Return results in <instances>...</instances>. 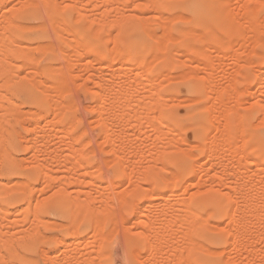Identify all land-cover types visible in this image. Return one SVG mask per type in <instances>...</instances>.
I'll list each match as a JSON object with an SVG mask.
<instances>
[{
  "label": "rangeland",
  "instance_id": "1",
  "mask_svg": "<svg viewBox=\"0 0 264 264\" xmlns=\"http://www.w3.org/2000/svg\"><path fill=\"white\" fill-rule=\"evenodd\" d=\"M20 1H23V0H19V1L18 0L17 1L16 0H0V3H1L0 8L2 7L0 10L3 11V8L6 10V11L4 10L6 14L4 12H3V14L8 16L7 11L9 12V10H10V12H12V13L9 12L8 17L11 20L8 19L7 26L4 25L6 23H0V26H1V24L4 25V27L3 26L0 27V33H1L0 36L3 38V40L5 39V41L7 43V45H2L3 42L1 43V41H0V43H1L0 46H2V49H0V51L1 50L6 51V52H4V54H1L2 53V51H1L0 54L2 55V57H3V55L5 57L8 55L7 57L9 58V61L11 62V63H8L9 66H11V64L13 63L14 65H12V66H15L13 68H16L15 69L16 71L14 70L15 72L13 70H9V69H11L12 66L8 69L6 64L4 66L5 62L2 61L3 62V64H2V62L0 61V68H1L0 69V79L5 74L8 76V74L14 73L13 74V77H14L15 74L18 73V74H16V75H18V77L17 76H16L17 78L14 77L15 79H13L12 75H9L11 77L8 76L9 79H11L12 81H9L7 76H5L8 80V81L6 80L7 83H3V85H1L2 82L0 83V85L3 86V87H0V88H2V89H0V93L2 91L3 95L5 94V96H3V97L5 99L6 98L9 99L12 97L11 99L14 101L13 105H12L13 102L10 103L11 99H9L10 101H7V103H6V101L3 100L4 98L1 97L2 94H0V101L2 100V103H3L2 106H4L5 107L4 109L6 110V114L4 113L6 115L5 118L7 119V121L10 119L13 121L12 122L10 120V121H8V123L7 122L5 123V122H3V120L5 118L3 119L2 117H0L2 119V120H0L1 121L0 124L2 123L1 126H3V127H0V133L3 134V137L0 138V140H1L0 142H1V144H3L2 146H4V148L6 147V149H7V147H8L9 150H6V151H8V152H6V154H8L10 151V155L9 154L5 155V154H3V151H0V187H2V186L4 187L5 185H8V184L12 185V183L14 184L15 182H18L21 185L25 181V182H27V184L23 183L25 185H22V186L23 187L25 186V188H26V185H27V187L29 186L30 189L28 188V190L30 191V194H29V192L26 191L27 188H26V190L22 189L23 187L21 188L22 190L20 188H17L18 190H14V189H16L14 187L12 188V186H14V185H12V186L10 185V187L8 185L7 187H9L10 189L6 193H4L6 191V190L4 191V189H6V187H4V189L2 188V190L4 192L0 188V264H100V263L101 264H128L129 259H130V262H129L130 264L131 263L132 264H145V263L149 264L151 260H152V262L150 264H154V263L155 264H174L175 262H176L175 264H182V263L185 264L186 261H188V263L186 262V264H264V85H263L264 84V82H263L264 81V71H263L264 70V40H260V39H262L261 37L264 38V3H263L264 0H263V2H261L262 0H259V1L258 0H244V2L241 0H237V1L233 0L232 2H230L231 0H225L226 2L221 1V6H222L224 12L226 13V15L228 16V19H226L227 27L224 30L217 29V31L215 30L214 32H212L213 31L212 29L210 30L209 28H207V26L199 25L197 23H189V20L186 18L187 13L185 12V10L181 7H178L179 4H181L187 0H152L153 2L152 1L151 2L153 4L149 0H136V1L135 0H125V1L121 0L122 5H120V3H119L120 1L116 0L118 2V4L116 1H115V4L117 7L119 6V8H117V9L112 8L111 10L109 9L110 7L106 8L107 6H110V5H107L105 8H104V6H105V4H108V2L112 3L113 0L112 1L108 0V2L106 0L104 2L105 4L103 6L101 5L103 3V1L101 2L99 0V1H95V3H98V2L101 3V4H95L97 7L93 4L95 6L96 10L98 8L97 12L93 8V10L95 11L96 14H94V12L91 11L92 3H94L93 0H89L90 2H88L87 4L85 3L86 5L82 4L84 2L83 0L80 1V2L83 1L82 3H80L81 5L79 4V0H75L76 3L74 2V0H68L70 3H68L67 0H53L54 3L52 0H49V1L44 0L45 2L44 1L42 2L44 4H47L48 2L53 4V5H51L52 6L51 8H53V6L55 5L56 2H57L56 5L58 3L60 5H62L61 3L66 2V5L63 4L64 6H62L63 8L61 6L59 7V4H58L59 8L57 6L55 7L57 9L53 8L54 10L52 13L54 14L55 18L52 15V13H51V15L48 14L49 9H47L45 7L46 5L45 6H44V4L41 5L42 4L40 2L41 0L40 1L37 0L39 2V3H37V5H35L36 4L35 2H34L35 3L34 4L28 0L27 1L30 2L31 4L27 3V1L25 3H24V1L22 3ZM139 1H141V2L139 4V6H137L138 5L137 2H139ZM157 1H160V4ZM228 1L230 2L231 5L229 4ZM256 1H258V2L256 3ZM17 2L18 3L20 2L21 4L24 3L23 7L21 8V6H22L21 4H19L20 6H18V7L15 6V4H17ZM85 2H87V0H85ZM123 2H124V4H123ZM144 2L145 3L148 2L147 5ZM227 2H228V4H227ZM133 3H135L137 5H134ZM13 4H14L15 8L12 7ZM25 4H26V6H25ZM75 4H77L79 7H81V8H79L77 6V8L80 9L84 13H82L80 10H78L76 8ZM115 4L113 2V4H111V5L115 6ZM132 4H133V7H132ZM161 4H163V5L166 4V5H164V7H163ZM225 4L228 5V6H226L228 8H225ZM240 4L241 5L243 4V6L245 5L244 6L245 8H243ZM82 5H83V7L85 6L84 9L89 8V7H91V8H89L90 9L89 11L87 9H86L87 11H83L84 9H83ZM145 5H146V7H145ZM148 5L149 6H151V5L155 6V9H154V7L152 8V6L149 7ZM229 5L232 6L231 8L235 9V11L233 9H231ZM38 6L40 8H38ZM16 7H17V9H16ZM42 7H44V8H42ZM47 7H48V5H47ZM99 7L102 9H100ZM7 8L9 10H7ZM26 8H27V10L29 9L28 10L29 12L26 10ZM34 8L36 9L35 11H34ZM253 8L255 10H252ZM31 9H33V10L31 11ZM37 9H39V10H37ZM45 9H47V10H45ZM58 9L60 12L57 11ZM99 9H100V12H98ZM105 9L106 10L108 9L109 12H107ZM228 9L233 10L234 11L233 15H235V16L231 15L232 13L230 10L228 11ZM43 10H45V13ZM137 10H139V11H137ZM150 10L153 11V13ZM155 10H156V12H155ZM1 11H0V13H2ZM33 11H34V13H33ZM103 11H105L106 13L105 14L102 13ZM25 12L28 14H26ZM77 12H79L80 17H78ZM89 12L93 13V17L97 16V14L98 15L100 14L101 16L96 17V18L100 17V21L103 18L102 14L106 15L105 16L106 20H109L107 18L109 17V14H110L109 18H111L112 20H114L113 17L116 16L115 20H117L118 22L121 20H123V21L120 22L119 26L117 25L118 27L113 28L114 31H113V29L111 30L109 28L111 30V32H110V34L107 33L108 34V36H107V34L105 33V31L107 29H105V28L109 26L108 25L109 23L107 22L108 26L105 25V20L102 19V21L104 20L103 21L104 23L102 22V24H101V23H99L100 22L99 20L97 21L96 18L95 17L92 18V16H89V21H88V19H86V18L88 16ZM131 12H133V13H131ZM150 12H151V14H150ZM176 12H178L177 14H180L182 16L177 15ZM73 13L77 14V15H74ZM147 13L149 14V16L147 15ZM3 14H0L1 18L5 17V16H3ZM46 14H47V17H46ZM56 14H58L57 16H60V19L63 18L62 21L59 19V17L56 16ZM120 14H121L122 18L120 16ZM124 14H125V16H124ZM131 14L133 15L134 19H138V20H135L136 23L132 19L133 17ZM141 14H143V15H141ZM173 14H175V15H177V17L178 16L179 17L176 18ZM61 15H62V18H61ZM85 15H86V17H84ZM140 15L142 16L141 19L139 18V17H141ZM157 15L159 17H157ZM169 15H171V17L173 19ZM244 15L247 18L244 17ZM41 16H43L42 20H41ZM73 16L74 17L77 16L78 17L77 20L74 19ZM166 16H167V18H166ZM50 17H53L55 20L50 18ZM81 17L83 20H85L84 23H83V20H81ZM90 17H91V20H90ZM183 17L185 18L186 22H185ZM233 17H235V18H233ZM7 18H4V20H6ZM37 18H40V19L36 20ZM43 18L45 21H43ZM56 18L58 20V23L55 24V22L57 21ZM72 18L74 20H72ZM144 18L148 19L150 24L146 23L147 21H145V20L144 21L146 24L144 22H142ZM32 19H34V20H32ZM51 19L55 21V22L53 21L54 22L53 24L57 25V27L58 26L60 27L61 25L63 26V27H60V29L61 28H64L62 30L67 29V30H65V32L70 31V35L69 34L67 35V33L63 34L60 31L58 32L57 27H55L56 29L54 28V30L56 32L53 33L52 26L49 27V25L52 22ZM139 19L141 21H139ZM234 19H235V21H234ZM12 20H13V22H12ZM63 20H65V23ZM115 20H114V22H117ZM126 20H127V22H126ZM48 21L50 23H47ZM94 21L97 22L96 24L99 23L101 25V27L99 24H98V26L100 28L97 25H95ZM132 21L135 24L134 23L131 24ZM162 21L165 24L168 22L165 25V27H164V24L162 23ZM255 21L258 22V25H256L257 23ZM0 22H3V20ZM9 22H11V23H9ZM19 22H21V24H19ZM37 22H39L38 24H44V22H46L45 23L46 25H43V27H41L42 25L38 26L36 24ZM60 22H62V24ZM87 22H89V23H87ZM259 22H260V24H259ZM16 23H17V25H16ZM26 23H29V24L26 25ZM31 23H32V26H31ZM63 23L65 25H63ZM158 23H160V24H158ZM18 24L21 26L25 25V26H22L25 29L19 28L20 26ZM114 24H116V23H113V24L111 23L110 26L114 25ZM133 24L134 25L139 24L138 25L139 28L137 27L138 29L136 30L135 29L136 26H134ZM29 25L32 28L26 29L27 27H30ZM33 25L34 26L37 25V26L34 28ZM55 25H53V27ZM124 25H125V27H124ZM126 25H129V26H126ZM251 25L253 27L258 26V28L256 27L257 29L254 28L255 32H256L255 37L253 35L254 29L251 28L252 27ZM5 26H6V28H5ZM95 26H97V27H95ZM141 26H142V28H141ZM166 26H167V31H166ZM133 27H135V28H133ZM181 27H182V29H181ZM184 27H186V28H184ZM1 28H3V30L5 28V30L1 31L2 30ZM111 28H112V26H111ZM143 28L144 29H147V28L153 29L152 32L154 31L153 32L154 34L150 33L149 32L150 30L148 32L147 31L144 32L142 30ZM44 29H45V31H43ZM93 29H95L96 32L93 31ZM101 29H102V31H101ZM115 29H117L116 30L117 32H115ZM183 29H186V31H188V29L189 30L191 29V31L193 30L194 32L193 33L191 32L192 35H189L190 32L186 34V33H183L182 31H179V30H183ZM226 29H227V31H226ZM251 29H253V30L251 31ZM48 30H49V32H48ZM138 30H141V31H138ZM199 30L202 33L199 32ZM46 31H47L46 35L47 36L49 35L48 37L51 39L46 38L45 35H44V37L42 36L44 33H46ZM50 31L53 34H50L51 33ZM160 31L162 34H164V36L162 34L159 36ZM178 31H179V33L180 32H182V33H180V35H179ZM195 31H198L201 34L204 33L205 35L203 34V36H204V38H206V39H204L205 41L201 40L203 38L200 34H197L198 32L195 35L194 34ZM228 31H229V33H227ZM2 32H5L4 34L8 35V36L6 35L8 37V39L10 38L9 36H11L10 39L12 40V42L15 40L13 42L14 44L19 43V44H21V46H22V43H23V46H24V44L25 45L27 44V46H25V47H30L29 44H31V48H33L35 45L33 46L32 44H36V46H37L38 45L37 43H39V45H40L41 43L44 42L43 44H45L46 43L45 41L48 42V40H50L49 43H51V44H49L50 46L49 45L47 46V43H46V46H43V44H42L43 48L40 50H37V49L41 48V47L38 46V48H36V46H35L36 50L32 49V52H31L32 54H30V52H28L29 49H27V51L26 50L25 51L27 53H29V55L28 54L26 55L22 51L23 47H22V49H21V47L20 48L18 47L19 49H21V51L20 50L18 51V49H15L13 43H12L13 45L12 44L8 45L9 42H8V40H6V36L3 35ZM37 32H38V35H37ZM93 32L96 34V36L94 35ZM107 32H109V30ZM60 33H62L64 36L61 35ZM113 33H114V35H113ZM147 33L149 35L150 34L155 35V33H156L157 37L159 36V40H162V42L164 41V43H163L164 45H161L159 43V40L157 37L153 39L151 35L147 36ZM157 33H159V34H157ZM218 33H219V36L217 35ZM220 33L222 34L221 35L222 37L225 36V37H227V39L224 38L225 39L224 40L220 36ZM39 34H41V35H39ZM167 34H168V36H167ZM181 34H183V35H181ZM170 35H172V36H170ZM138 36H141L143 38L141 40V41H144L143 47L142 46L140 47L139 44L137 45L136 39ZM178 36H179V38H178ZM232 36H233V40H232ZM62 37H65V39H67V40H65ZM67 37H69V38H67ZM100 37H103V38L105 37L104 40H106V41L103 40L105 43H102V41H101L102 39ZM106 37H107V39H106ZM109 37H111V38H109ZM160 37H163V38L160 39ZM218 37H221V38H218ZM257 37H258V39L260 37L259 40L261 42L257 39ZM13 38H14V40H13ZM73 38H74L75 42H76V40L80 41V42L77 41V44L78 43L82 44L81 46H83V47H81L80 45H79V47L84 48L83 52L81 49H79V47L76 48L74 46V45H76V43H74ZM170 38H171V40H170ZM254 38H256V39H254ZM10 39H9V41L11 42ZM68 39H70V40H68ZM59 40H60V42H59ZM220 40H221V42H220ZM222 40H224V42ZM51 41H54V42H51ZM64 41H66V42H64ZM68 41L69 42L72 41L74 43V45L72 44V42H70L72 45L67 44ZM114 41H115V43H114ZM156 41L158 42V46H157ZM203 41H204V43H203ZM6 43H3V44H6ZM52 43L54 45H52ZM113 43L115 45H118V46H116V47H118V49H114V51H117V53H119L118 50H119V48H121L120 52H122V51H124L122 46H124V49L126 50V52L125 51L124 52L129 53V54L124 55L125 58L123 56L120 57L119 56L120 54H119L117 56V59H114L115 57L112 58L114 51L111 52V50L109 49L111 54H112V55H110V57L112 56L111 57L112 61H111V59L108 55V53H110V52H108L107 48H110L111 46L115 47V45H113ZM191 43H193L192 45L195 46V49H194V47L191 46ZM221 43H222V45H221ZM225 43H227V44H225ZM19 44H17V45H19ZM56 44H57V46H56ZM125 44H127V45H125ZM159 44L161 46H163V48H161V52L163 51V53L165 54V55L163 54V56H165V58H163V56L162 57L159 56L161 58L157 59V57H156L155 59H153L152 52L150 54V51H151V49L153 50L154 47L155 48L160 47ZM51 45L54 48H56L54 50L52 49L53 52H52V50L50 51L49 49L47 51V48H46V50L44 49V47H51ZM104 45H106V46L104 47ZM10 46H12L13 49L10 48ZM58 46H61L60 48H62V50L59 48L61 50V52H60V50H58ZM201 46H203L205 48L207 53H205V51H202V50H204V48L199 50V47L201 48ZM31 48H30V50H31ZM158 49L160 50V48H158ZM163 49L164 50L167 49L166 50L167 52L164 51ZM215 49L216 50L218 49L217 50L218 52ZM76 50H79V51H76ZM98 51H100L101 53L100 52L98 53ZM138 51H140V52H138ZM171 51L174 52V54ZM178 51L180 53L182 52L183 54L178 55L177 54ZM13 52H15V55L13 54ZM59 52L60 53L67 52L68 56L65 58L64 56H66V53L64 55L63 53L59 54ZM72 52H73V54H72ZM79 52H80V55H79ZM137 52L139 54L142 53L139 55L142 58L141 57L139 58L138 54L136 55ZM158 52H157V54L160 55ZM203 52H204V54H203ZM50 53L52 54V56L53 55L54 56L50 57V55H48ZM57 53L60 56L55 55ZM166 53L168 55L170 53V56L176 57L178 61L175 59L176 61H174L172 63L173 58H171V57L168 58ZM149 54H150V56H149ZM31 55H33V57H31ZM77 55L79 57H77ZM158 55H156V56H158ZM14 56H16V57H14ZM34 56H37L36 57L37 59L35 58L36 60L34 59ZM166 56H167V58H166ZM188 56L190 58H188ZM60 57L61 58L63 57V60ZM108 57H109V59H108ZM154 57H155V54H154ZM4 58H2V59H4ZM31 58L34 61H32ZM48 58H50V60ZM57 58L59 60L61 59L62 61H64V63L66 65L63 64L61 60H60L61 61L60 62ZM150 58H152V61L150 60ZM0 59H1V56H0ZM6 59L7 58H5L4 60H6ZM66 59H68V60H66ZM140 59H142V60H140ZM145 59L147 61H148V59L150 60V62L148 61L149 64L146 61V65H148V66L144 65ZM21 60H23V61H21ZM9 61H7V62H9ZM20 61L25 62L26 65H28V66H26L24 64L22 67L23 63H21ZM188 61H190V62H188ZM17 62H20L21 64H19V66L16 67ZM33 62L35 64H33ZM103 62H105L109 68L107 66H103V65H106ZM163 62H165V63H163ZM202 62H203V64H202ZM49 63H51V64H49ZM168 63H169V65H167ZM42 64H44V65H42ZM58 64H61V67L64 68L63 70L65 71L64 73L66 74V77H64V79L62 78V74H63L62 71L63 70H61V68L59 66H58L59 71L61 70L62 73H60L59 71L56 72L55 69H53L54 72L52 70L50 75H49L50 70L48 71V68L52 69V67H50V66H55V68H57ZM134 64H135V66H134ZM29 65L31 66L30 71H34V69H35L34 65H36L35 72H32L31 76H29L30 71L28 72L29 74H26L27 72L25 70L23 71L22 69H20L21 67L23 69H24V67H28V69H30ZM101 65L103 67H105V69L107 70V71L105 70L106 73L103 72L104 68L102 69L100 67ZM113 65H114V67H113ZM132 65L134 66V68H132L133 67ZM189 65H190V68H189ZM169 66L171 68H169ZM4 67H7V69ZM147 67H149V68H147ZM193 67H195V68H193ZM206 67H208V68H206ZM113 68H115L114 69L115 71L113 70ZM135 68L138 72L135 70ZM140 68L142 69L141 76L144 73L145 74L144 77L147 78V80L149 82L146 81L144 79V77L140 76V73H139V72H141ZM144 68H147V69H144ZM25 69L28 71L27 68H25ZM129 69H131L133 72ZM166 69H168V70H166ZM193 69H195L194 71L196 72V75H194L195 72H193ZM21 70L23 73L26 72L25 75L21 72ZM44 70H46V71H44ZM97 70H98L99 74L101 73V71L103 72L102 75L100 74L103 78L101 76L97 75ZM191 70L193 72V76H191L192 75L191 74V75H189L190 77L188 76V78L184 79V77H187L186 76L187 71H191ZM9 71H10V73H9ZM180 71L181 72L186 71V72H184L186 75L184 73L181 74ZM178 72H180L179 75H178ZM107 73H108V75H107ZM136 73H137V76H136ZM65 74H63V76H65ZM104 74H105V78H104ZM181 75H182V78L179 77ZM95 76H97L98 78ZM176 76H178V78ZM200 76H202V78H200ZM33 77L37 81L40 80V82L43 80L42 84H45L46 81H47L46 84L47 83H53V86L54 85L56 86L55 91H57V89L59 90V88H60V87H58L60 85L56 83L59 81H62V82H59V83H61V85H63L64 83H65V85L68 84V86H66L68 88L66 91H64V90L62 91V89H64V88H62V89L60 88V91H58V93L62 92L61 96L59 95L60 93L56 96H53L54 102H52L51 101L52 98L49 97L50 96L49 93H52L51 91H53V89L55 87L53 88L52 85L50 84L51 88H53V89L48 90L47 86H45L46 85L45 84L44 86L46 87V90L50 91V92L44 91L45 93H47V94H45L42 92V89H41V87H43V86L40 87V86H37L35 84L38 88L41 89L40 90V89H37V87H35V85L33 86L32 82L30 80H29L30 82L26 81V78L32 79ZM192 77H194V79H192ZM260 77H262V78H260ZM100 78H102V80ZM126 78L127 79L131 78V83L128 80V82L130 83L129 86L127 85L129 83H127ZM21 79H23V80H21ZM56 79H58V80H56ZM107 79L108 80L110 79V81H108ZM167 79H171V80H167ZM260 79L263 80L262 81L263 83L260 81ZM3 80H5L4 77H3ZM32 80H34V79H32ZM111 80L113 83L117 82V85L112 84ZM134 80H136V81H134ZM150 80L152 83L154 82L153 86H152V83L150 82ZM189 80H191V81H189ZM192 80H196V81H198V83L200 82V85L197 86L198 88L201 85L203 87V89L199 88L198 89L199 91L197 90L198 92H196V94L198 95V98L201 97V99H199V102L197 100L190 99L192 96L197 97L195 92H190L189 89L187 88L190 85L191 86L194 85L195 87H196V85H198V83H196V82L194 83V81L192 82ZM232 80H233V82H232ZM53 81L54 82L56 81L55 84ZM102 81L105 84H107L106 87H105V84H102L103 83ZM125 81H126V84H124ZM3 82H5V81H3ZM96 82L97 83L101 82V83H99V85H97ZM147 82L151 83V84L149 85ZM211 83L214 84V85H212L213 87L211 86ZM108 84H110V85H108ZM111 84L114 86H111ZM47 85H49V84H47ZM144 85H149V87H151V88H149V90H150V92H152V93H150L152 96L151 95L149 96V94H148L149 97L146 96L147 94L144 90L141 91L144 94L141 93L142 95H140V92H138V91H140L141 87L143 88ZM261 85H262V87H260ZM108 86H110V87H108ZM66 87H65V89H66ZM99 87L102 90H100ZM111 87H113L114 90H112L113 88L111 89ZM117 87H119V88L121 87L120 90ZM126 87H128L129 89ZM137 87H139L140 89ZM147 87L145 86L146 89L145 88L144 89L148 92ZM34 88L37 89V91H35ZM106 88H108V89L110 88V93L112 91L114 92L115 90L120 91V92L115 91V95H117L116 96L117 98L115 97L113 92L111 93L112 95L109 93V90H108V92H106L107 91ZM68 89H70V90H68ZM121 89H123V90H121ZM134 89L137 90V93L139 94V96L135 92ZM32 90H33V93H32ZM127 90H130V91H127ZM200 90L202 91L201 95H200V93H201ZM55 91H53V92H55ZM121 91H124V92H121ZM6 92H7V96H6ZM127 92H129L130 94L132 92L131 96H133L132 99H130L129 101H127V97L131 98V96L129 97L130 94H128ZM217 92H218L219 97L222 99H220L217 96ZM233 92H235V93H233ZM119 93H121V94H119ZM125 93H127L128 96ZM133 93L135 94V96ZM32 94H35L40 99L39 103L35 102L33 100ZM44 94H45V96L49 94L48 97L51 99L50 100L47 99L48 97H45ZM106 94L111 95V96L110 95L107 96V97L110 96L109 99H111L113 96L111 101L115 98L112 101L113 105H112V102L108 103V105H107V103L104 104V102H105L104 100L108 99V98L103 99L106 97L105 96ZM123 94H124V98L126 99L127 102L122 97ZM52 95H55V94L52 93ZM158 95L159 96L161 95L159 97L160 99L158 98ZM186 95H189V96H186ZM56 97H58V98H56ZM72 97H74V99H75V103H76L75 105L76 106L74 105V102H73L74 99ZM151 97H152V99H149ZM154 97L157 98V99L155 98V102H158L157 105L159 104L158 105L159 109L157 108L158 106H156L155 102H152ZM181 97L184 98L183 101H182ZM216 97H218V98H216ZM134 98H136V100H137V98L139 99L137 101H139V103H141V104L138 103L140 106H138L136 103L134 104L133 101H131ZM165 98H167V99H165ZM198 98H196V99H198ZM55 99H58V100L60 99L59 100L60 105H62L65 102L64 106L68 105V107L70 106V109L63 106L64 109L61 110V106L59 104H57L58 100L55 101ZM71 99H73V101H71ZM102 99L104 102H101ZM109 99L107 100L108 102H109ZM146 99H147V101L151 100L152 105L154 103V105L151 107L156 106V109H158V110L156 111L155 108L149 109L151 104L148 105L149 107L147 106V108L149 110H146V102H147ZM172 99L174 100V102ZM194 99H195V97H194ZM216 99H218V100L220 99L221 101L219 102ZM259 99L260 100L262 99V102ZM119 100H120V102H119ZM162 100L164 103H166V102L168 103V104H166L167 106H164L165 104L162 103ZM178 100L180 101L179 103H177ZM62 101H63V103H61ZM134 101H135V99H134ZM72 102H73V105H72L73 108L71 107ZM128 102H130V103L132 102V104H134L133 105L134 107H132V105L129 104ZM5 103L8 105H6ZM16 103L18 104L19 107L17 106ZM52 103H54L53 106H55V104H56V106L59 105L60 110L62 112V113H59L60 116L57 115V118L53 114L55 113V110L58 109L59 107L53 108ZM69 103H70V105H69ZM102 103H103V105H102ZM115 103H117V104H115ZM120 103H122V105ZM204 103H206V105H204ZM114 104H115V108L117 107V109L114 108L115 111H113L114 110L113 109ZM9 105L11 107H15V108H13V110H15V111H16V109H18L17 113L20 109L23 111L25 110L23 116L21 115V110H20L19 114L21 115L20 116L21 119H19V114H18V117H16V118L13 115L11 116L10 113H14V111L10 112V110H9L10 106ZM199 105L202 108L200 107V109H198ZM234 105L236 107H234ZM6 106H9V107H6ZM135 106H136V109H135ZM225 106L230 107V109L226 110ZM231 106L234 108H232ZM101 107H103V108H101ZM203 107H206V108L208 107V109L203 108ZM228 107H227V109H228ZM2 109L0 107V110H2ZM33 109L37 113V114L34 113V115H37V116H32L33 114L26 116L25 112L27 111V113H28V111H30V110H32L34 112ZM233 110H234V112H233ZM235 110L239 112L238 113L239 118H237L238 117L237 115H236V117L234 116V114L236 112ZM37 111H40V112H37ZM221 111H222V113H221ZM33 112H31V113H33ZM114 112H117L116 113L117 116H116V114L111 115V113H114ZM223 113L226 116H223ZM1 114H0V116H1ZM194 114H196V117L193 118ZM212 114H213L214 118L213 117L209 118V116H212ZM114 116H116V119H117L116 120L117 124L115 126V127H117V128H115L116 129L115 132L118 133V134L116 133L117 135L115 136V137L118 136L115 139L117 141H114L113 138H111V136L114 137V135H111L112 134L111 131H110L111 134L109 133L108 129L110 130V128L107 127V126H109L107 124H109V121L111 122V120ZM53 117L55 119H57V121L56 120L53 121L54 120ZM223 117H226V118H223ZM52 118H53V120H52ZM198 118H201L200 119L201 122L204 121V125L207 128L205 135L200 139L196 137V130H197L196 127H197V123L199 122ZM234 118H236L238 121L235 122ZM221 119H223V122L225 124L222 123ZM210 120L215 121V122L211 123ZM226 120H227V122H225ZM107 121H108V123H107ZM157 121L160 124H158ZM10 122H12L13 124ZM65 122H68V123H65ZM71 122H72V126L69 128L70 125H68V124H71ZM153 123H154V125H153ZM236 123L237 124L239 123L238 125H240L242 128L240 126H239L240 128L237 127L238 125ZM65 124H67L68 126ZM188 124H190V126H188ZM214 124L217 125V127H215ZM220 124L224 125V127H222ZM156 125H157V127H156ZM164 125H166V126H164ZM225 125H226L227 129L225 128ZM66 126L69 129L65 130L66 134H64V132L62 133L61 129L63 128V130H64V127H66ZM160 126L163 127L162 129H159L161 131L155 130V128L157 129ZM168 126L170 127L169 129H167ZM219 126L222 127V128L220 127V131H221V129L224 128L225 130L223 129L222 132L226 131L228 133L225 135L224 133H219L218 132L219 130L216 131L215 129H219ZM56 127H57V129H56ZM7 128H8V130H7ZM59 128H61V129H59ZM84 128H86V130ZM240 129H242V130H240ZM174 130H176L177 132ZM56 131H58V132H56ZM76 131H77V134L75 136ZM164 131H166V132H164ZM152 132L154 133L156 138ZM216 132H218V133H216ZM45 133H47V134H45ZM157 133H158V135H157ZM177 133H178V135H177ZM62 134H64V137L67 135L66 139L65 138L63 139ZM109 134H110V137H108ZM160 134H165V135H164V137L160 136L161 138H158ZM227 135H228V137H227ZM73 136L75 137L74 139H72ZM221 136L222 137L224 136V137L222 138ZM225 136L227 138H225ZM4 137H5V139H4ZM6 137H8V138H6ZM206 137L208 139H206ZM135 138H137V139H135ZM224 138H225V140L227 139L228 142H225ZM111 139L114 141V148L115 149L112 148L113 144H112ZM160 139L162 140V142ZM2 140L4 141V143ZM51 140L52 141L56 140V141L52 142ZM62 140L68 141V142H66V141L65 142L68 143L67 145H69V147H68L69 149L72 146L77 147L79 145L78 148H75V149H79V152H76L78 150H75L72 148L70 150H66L67 149L66 143H63ZM89 140H91V141H89ZM118 140H119V143H118ZM207 140H208V142H207ZM58 141H60L59 142L60 145H59ZM70 141H72V144L70 143ZM84 141H85V144H83ZM6 142H8L9 144L8 143L6 144ZM169 142L170 143L172 142L171 145L174 147L169 146L170 145ZM175 142L177 144H175ZM197 142L201 146L197 145ZM38 143H41V144H39V146H38ZM61 143H63V144L61 145ZM181 143H183V144H181ZM225 143H227V145L230 143L229 146H231V147L227 146ZM42 144H44V145H42ZM53 144L55 145V147L53 146ZM165 144L167 146H165ZM210 144H211V146H210ZM70 145H72V146L70 147ZM184 145H185V147H184ZM2 146L0 148H2ZM63 146H64V148H63ZM123 146H124V149L122 148ZM212 146L213 147L215 146V147L213 148ZM57 147H59L60 149ZM4 148H2V149H4ZM181 148L184 149L185 153H183V150ZM230 148H232V149H230ZM235 148H237V149H235ZM49 149H51L53 151H51ZM112 149H114V151ZM116 149H117V154H116ZM208 149L212 152H210ZM211 149H214L215 152H213V150H211ZM241 149H244V151ZM72 150H74V151H72ZM107 150H108V152H107ZM229 150H231V151H229ZM39 152L42 155H39L40 154ZM74 152H76L78 155L77 154L75 155ZM158 152H160V155H158L159 154ZM186 152H188V153H186ZM189 152H190V155L192 153L194 156L196 155V157H194L193 155L192 156L188 155ZM205 152H206V154H205ZM208 152H210V155L212 156L211 158H210V155L207 154ZM34 153H35V156H34ZM54 153H56V154H54ZM62 153H64V154H62ZM67 153H70L69 157H68L69 159L68 158L66 159L65 154H67ZM213 153L216 156L213 155ZM12 154L14 157H11V160L13 158L15 160L16 159L21 160L24 158L22 161H25V162H23V163H25V166L23 165V163H19L22 161H18V163H17V162H14L12 160L13 161L12 162L10 160V156ZM56 155H58V157L62 155L61 157L64 158V160L63 159L60 160V157L58 160H55L58 158ZM63 155H64V157H63ZM206 155L209 158L206 157ZM8 156H9V158H8ZM45 156H47V158H45ZM49 156H50V160H51L50 162L48 160ZM53 156L54 157L56 156L54 160H52L53 158H51ZM158 156L160 158H158ZM77 157L79 159H77ZM43 158L46 161L43 163L44 166L48 167L47 169H49L50 171H51V169L53 170V172L51 171L50 174H48L49 170L47 171L48 172L47 173L46 170L44 172V170L41 169V167H40L41 165L43 167V164H40L41 162L44 161V160L41 161ZM221 158H223V159L221 160ZM33 159H35V160H33ZM70 159H71V161L74 160L75 162L71 163ZM210 159H212V160L210 161ZM66 160H67V162H64ZM77 160H78V162L82 163V166H81V163L77 162ZM37 161L39 162V164L35 163ZM52 161H54V162H52ZM207 161L209 162V164ZM225 162H226V165H225ZM33 163H34V165H33ZM53 163H55V164H53ZM63 163H65V164H63ZM75 163L77 165L80 164L78 166L79 168L77 167V165H75ZM148 163H150V164H148ZM192 163H193V165H192ZM17 165L18 166L21 165V166L18 167ZM29 165H31V166H29ZM62 165H66V166H64L66 168L64 169V167ZM152 165H154L153 168H152ZM45 167H43V168H45ZM68 167H70V168H68ZM67 168L70 170H66ZM73 169H77V170H73ZM84 169H87V170L90 169V170L86 171ZM92 169H94V171H92ZM95 169H96V172H95ZM214 170H216L218 172H216ZM43 172L45 173L46 176L43 175L44 174ZM75 172L78 173L77 175H79V173L82 172L81 173L82 176L81 175L77 176L75 174ZM149 172L152 175H154L155 177L152 176L151 174H149ZM160 172L163 175V176L161 175L162 179H160V176H159L161 174ZM146 173H148V174L146 175ZM158 173H160V174L158 175ZM59 174L65 176V177H66V175H70V176H68L66 178L64 177V179H65L64 180L63 178H61L63 176L59 177ZM87 174L90 176H87ZM142 175L144 176V178ZM174 175H175V177H174ZM54 176H55V178H54ZM73 176L76 178V180H78L77 178L79 177V181H76V180H75L76 182L72 181L74 179V178L72 179ZM45 177H47V178L50 177V178H48V181H47V178H45ZM70 177L72 180L70 179ZM43 178H45L46 180ZM60 178L62 179V182H61ZM67 178H68V180H67ZM142 178L143 179L146 178L145 179L146 181L143 180ZM69 179L71 180V182L69 181ZM82 179H83V181L85 180V181H88L89 183L87 182V184H86V182H83V183L80 182V181H82ZM164 179H165V181H162ZM10 181L11 182L14 181V182L11 183ZM172 181H173V183H172ZM3 182L5 183L4 185L2 184ZM68 182H69V185H67ZM45 183H47V184L44 185ZM168 183L169 184L171 183V184L168 185ZM48 184H50V185L48 186ZM210 184H212V185L210 186ZM15 185H18V184H15ZM58 185L61 187H58ZM62 186H63V188H62ZM33 187H34V189H33ZM90 187H92L93 189ZM55 188H57V189L55 192L53 191L52 192L53 194H52L50 191L52 189L55 190ZM64 189L66 190L65 192H64ZM76 189L78 190V193H77V194H79L78 196H77V194L75 195V193H76L75 191H77ZM82 190H84V191H82ZM25 191H26V195H25ZM59 191L60 192L63 191V193H64L63 195H64L65 200L67 201V203L71 204L69 206H71L72 208H73V203H70V201L73 200V198L70 199V197L75 196L74 197L75 200H78V199L82 200V198H83L84 202H86L85 197H84L86 195L85 193L91 192V193L87 194L86 198H88L90 200L91 206H94V205L96 206L97 210L94 209V211H95V214L98 212L97 215H98L99 222H101L100 219L102 218L101 215L103 214V217H104V219H102L103 222H101L102 224L99 223V225L101 224L100 227H102V228H100V227L95 228L92 225L94 223L93 221H95L97 218L96 217L95 220H93V218L95 217L94 216L95 214H93V216H94L93 218H91V216L89 215L90 213H93V209H92L93 207L91 209H89L91 212H88V213H86V208H85L84 213L82 211L83 215H82V213L79 214V212H78V214L80 216L77 215L76 210H73V211H75V214L77 215V217H76L75 214H72L73 216H75L77 218L76 220H78L81 217V215H82V217L79 219L78 222H75V223H77V225L75 224V228L73 227L74 225L71 226L70 223H74V221H76V220L74 219V220H72L73 221L72 222L71 220H69L70 218L62 217L54 209L55 208L54 207V200H55V197L60 195ZM114 191L116 194L118 193L117 196L114 195L115 194ZM83 192H85L84 193L85 195H82ZM239 192L240 193L242 192L241 194H244V193L246 194L247 201L250 198H253V200L250 199L251 201L249 200L247 202V204H245V207L247 205L248 209L246 208L247 213L245 212L244 214H242L243 216L240 218V222H239L240 224L239 225L244 226L243 229L240 228L241 230L239 228L235 227L238 225V223H237V225H235L236 224L234 221L235 217H234V215H231V214L235 213V212H233L234 210H236V208H234V207H236L235 203H237V200H235V199H237L241 195L240 194L238 196ZM149 194L150 195L153 194V196H155V198H156V196L159 197V195L162 194L163 196L160 195L162 199L159 198L158 201L160 203H162L163 201L166 202L165 200H167L166 206L168 205V203L170 201H171L170 202L171 204L169 203V205L167 207H164L165 203L163 202L164 203V205L162 203L163 206L159 205V206H162L161 207L162 209L159 208V206H154L153 203H150L151 202L150 200L152 199L153 196L150 197ZM29 195H30V197H29ZM105 195H106V197H105ZM234 195H236L238 197L236 198ZM247 195L249 196V198ZM88 196H90V198L91 197H95V198L90 199ZM110 196H112V197H110ZM27 197H28V199H27ZM29 198H30V200H29ZM105 198H109L106 201L107 203H105ZM102 199L104 202H102ZM185 199H186V202L184 201ZM27 200L29 202H27ZM75 200H73V202ZM179 201H180V203H179ZM183 201L185 202V204H187L186 206L189 208L188 211H191V213H189L187 217H185V215H184V214H186L185 211L187 210L186 206L184 208L185 211H184V209H179L180 207L183 208V206L185 205ZM177 202H178V205H176ZM24 203L25 204L28 203L30 208H28V206H26ZM78 203L81 204V201ZM101 203H102V205H100ZM147 203H148L149 207L147 206ZM151 204H153V205H151ZM171 205H173L172 208H171ZM25 206L27 207L28 211L23 213L22 209H25L26 208ZM98 207H100V209L102 208L101 209L102 211L99 210ZM108 207H109V209H108ZM144 207L146 210L143 209ZM177 207H178V212H177ZM74 208H75V205H74ZM170 208L173 211H171ZM243 208H244V206H243ZM6 209L8 210V212L9 211L10 212L8 213L6 211ZM151 209H152V211H151ZM80 210H83V209L81 208ZM109 210L113 213H110ZM143 210H145V211H143ZM158 210H160V211H158ZM15 211L20 212V215L18 213H16V215L18 214V216H16V215L14 216L13 214H15ZM34 211H35V213H34ZM142 211L146 212L147 215L145 214V216L142 217V215H141L143 213ZM182 211H184V213ZM188 211H187V213H188ZM3 212H7L6 214L8 216L6 214L2 216V214H4ZM11 212L13 213L12 214L13 216L10 214ZM27 212H28V214H25ZM169 212L173 213V215H172L173 217L176 216L175 215L176 212L179 215V218H182L184 215L183 221H186V219H190V222L189 221L188 222L192 226H190L188 223H186L187 221L183 222V223L188 224L189 225V226H187L188 228L183 223H181L183 225V226H181L180 222L179 223L176 222L178 219V217H177L178 215L176 216L177 219H175L176 218L175 217L172 220V218H170L171 213L169 214ZM192 212H193V214H192ZM194 212L197 214L199 213V215L197 216V214H194ZM33 213L35 216L33 215ZM36 215H37V222L33 223L34 221H36V219H35ZM146 216H148L151 219V221H154V222H155V220H156V222H159L160 218H159V220L155 219V218L161 217L160 221L162 223L159 222L160 224H158V226L160 225L161 227L160 228H154L155 226L152 227L154 222H152L153 223L152 224L151 221H148L149 219ZM152 216H154V217H152ZM192 216H194V217H192ZM31 217L32 218L35 217L34 218L35 220L32 219ZM39 217L41 218V220ZM99 217H101V218H99ZM9 218H10V220L11 219H13V220H11V222H10ZM153 218L155 220H153ZM232 218H233V221H231ZM91 219H92V221H91ZM139 219L141 220L140 222L138 221ZM145 219H148V220H146V222H149V224L146 222H145L146 224H144L142 222V220L145 221ZM165 219H167V223L170 220H172V221H170L167 224ZM14 220L17 222H15ZM47 220L49 223L46 222ZM202 220H204V221H202ZM4 221H5V224H4ZM30 221L32 222V224L36 225L38 223V225L33 226L30 223ZM68 221H70V222L68 223ZM178 221H180V220H178ZM59 222H60V224H59ZM97 222L98 221H96V223ZM138 222H139V224H138ZM193 222H196L195 225ZM63 223L64 224L66 223L65 224L66 226ZM135 223L137 225H140V227L135 225ZM176 223L180 224V227H178V224H176ZM9 224L12 226L9 227L10 226ZM162 224L166 225V227L163 226ZM172 224H174V225H172ZM1 225H3V226H1ZM59 225H61V226H59ZM148 225H149V227H148ZM168 225H170V226H168ZM171 225H172V227H171ZM4 226H7V227H4ZM70 226L73 228H71ZM214 226L216 227V229ZM36 227H38V228H36ZM162 227H164V228H162ZM181 227H183V228H181ZM99 232H100V235H99ZM106 235H108V236H106ZM188 237H189V239H187ZM191 240H193V241H191ZM187 241H188V243H187ZM198 243L200 244V246L202 244L204 245V247L201 246V247H203L202 248L203 250L200 248ZM8 244H10V246ZM9 247L10 248L12 247V248L10 249ZM204 248H205V250H204ZM209 248H211L213 250H211V249L209 250ZM9 249L11 251H9ZM153 249H155V250H153ZM182 249H183V251H182ZM215 249H218L217 250L218 252ZM133 250H134V252H132ZM174 250H175V252H174ZM180 250H181V252H180ZM182 254H184V255H182ZM185 257H187L188 259L186 258L187 260H185ZM114 258H115V260H114ZM122 258L124 260L123 262H122ZM161 258H163V259H161ZM84 259H86V260H84ZM58 260H60V261H58ZM162 260H163V262H162ZM144 261H146V262H144Z\"/></svg>",
  "mask_w": 264,
  "mask_h": 264
},
{
  "label": "bare ground",
  "instance_id": "2",
  "mask_svg": "<svg viewBox=\"0 0 264 264\" xmlns=\"http://www.w3.org/2000/svg\"><path fill=\"white\" fill-rule=\"evenodd\" d=\"M16 1H17V0H16ZM18 1H19V0H18ZM23 1H24V3H25L27 0H23ZM23 1H20V2L22 3ZM28 1H31L32 3L35 2V3H36V4L34 3L35 5H37V3H39L37 0H36V1H35V0H28ZM28 1H27V3H30V2H28ZM39 1H40V0H39ZM43 1H44V0H41L40 2L42 3ZM46 1H49V0H46ZM52 1H53V0H52ZM80 1H81V0H79V4L82 3L83 1H84V2H83L82 4H85V3L87 4L88 2H90L89 0H87V2H85V0H83L82 2H80ZM93 1H94V3H92V6H91L92 9H91V11H93L94 14H96L95 11L97 12L98 8H97V10L95 9V6H96L95 4H101V3H99V2H98V3H95V1H99V0H93ZM100 1H101V2L103 1V3L101 4V5L103 6V5L105 4L104 2H105L106 0H100ZM109 1H110V0H109ZM111 1H112V0H111ZM115 1H116V0H113L114 4H115ZM118 1H120L119 3H120V5H122L121 0H118ZM124 1H125V0H124ZM135 1H136V0H135ZM149 1L151 2L152 0H149ZM221 1H225V0H187V1H185V2H183V3H181V4H179L178 7H181V8H183V9L185 10V12L187 13V16H186V15H185V16H186V18L189 20V23H197V24H199V25L207 26V28H209L210 30L212 29V30H213L212 32H214L215 30L217 31V29L224 30V29L227 27V25H226V19H228V16L226 15V13L224 12V10H223V8H222V6H221ZM232 1H233V0H231L230 2H232ZM236 1H237V0H236ZM241 1L244 2V0H241ZM258 1H259V0H258ZM258 1H256V3H257ZM14 2H15V1H14ZM20 2H19V3L17 2V4H15V6H17V7L20 6V5H19V4H21ZM44 2H45V1H44ZM67 2L70 3L68 0H67ZM74 2L76 3L75 0H74ZM74 2H73V3H74ZM107 2H108V0H107ZM113 2H112V3L110 2V3L113 4ZM116 2H117V1H116ZM126 2H127V1H126ZM140 2H141V1L137 2L138 5L135 4V3H133V4L139 6ZM150 2H149V3H150ZM152 2H153V1H152ZM152 2H151V3H152ZM157 2L160 4V1H157ZM225 2H226V1H225ZM228 2H229V1H228ZM228 2H227V4H228ZM230 2H229V4H230ZM245 2H246V1H245ZM261 2H263V0H262ZM15 3H16V2H15ZM24 3L21 4V5H22L21 8L23 7ZM41 3H40V4H41ZM46 3H47V2H46ZM48 3H49V2H48ZM48 3H47V4L42 3L41 5H43V4H44V6L46 5L45 7H46L47 9H49V11H48L49 13H48V14L51 15V13H52L53 10H54L53 8H55L56 6L58 7V4H59V3L56 5V3H57V2H56L55 5L53 6V8H51V7H52L51 5H53V4H52V3H49V4H48ZM53 3H54V1H53ZM110 3L108 2V4H105L104 8H105L107 5H110V6H107V7H106V8L110 7V8H109L110 10H111L112 8H113V9H114V8H116V9L119 8V6H118V7L116 6V4H115V6H116V7H115L114 5H111ZM144 3H145V2H144ZM147 3H148V2H147ZM147 3H145V4L147 5ZM154 3H155V2H154ZM263 3H264V2H263ZM0 4H1V3H0ZM30 4H31V3H30ZM34 4H33V5H34ZM40 4H39V5H40ZM61 4H62V5L59 4V7H60V6H61V7L64 6L63 4L66 5V2H65V3H61ZM86 4H85V5H86ZM89 4H90V3H89ZM89 4H88V5H89ZM93 4H94L95 6H94ZM117 4H118V2H117ZM123 4H124V2H123ZM133 4H132V7H133ZM141 4H142V3H141ZM152 4H153V3H152ZM227 4H225V8H228V7H226V6H228ZM243 4H244V3H243ZM243 4H242V5L240 4V5H241L243 8H245V7H244L245 5L243 6ZM259 4H260V3H259ZM27 5H28V4H27ZM47 5H48V7H47ZM75 5H76V8H77L78 5H77V4H75ZM80 5H81V4H80ZM88 5H87V6H88ZM90 5H91V4H90ZM146 5H145V7H146ZM154 5H155V4H154ZM161 5L164 7V5H166V4H164V5L161 4ZM230 5H231V4H230ZM230 5H229V6H230ZM234 5H235V4H234ZM251 5H252V4H251ZM4 6H5V5H4ZM4 6H3V7H4ZM25 6H26V4H25ZM93 6H94V7H93ZM102 6H101V7H102ZM111 6H112V7H111ZM125 6H126V5H125ZM148 6H149V5H148ZM148 6H147V7H148ZM151 6H152V8L154 7V9H155V6H156V5H155V6L151 5ZM151 6H149V7H151ZM252 6H253V5H252ZM255 6H256V5H255ZM8 7H9V6H8ZM12 7H14V4L12 5ZM12 7H11V8H12ZM17 7H16V9H17ZM30 7H31V6H30ZM59 7H58V8H59ZM74 7H75V6H74ZM78 7H79V6H78ZM82 7H83V5H82ZM84 7H85V6H84ZM84 7H83V9H84ZM91 7H89V8H91ZM96 7H97V6H96ZM132 7H131V8H132ZM145 7H144V8H145ZM231 7H232V6H230V8H231ZM253 7H254V6H253ZM1 8H2V7H1ZM1 8H0V9H1ZM5 8H6V7H5ZM14 8H15V7H14ZM38 8H40V7L38 6ZM42 8H44V7H42ZM62 8H63V7H62ZM79 8H81V7H79ZM89 8H85L83 11H87V10L89 11V10H90ZM93 8H94L95 11L93 10ZM99 8H100V7H99ZM102 8H103V7H102ZM102 8H100V9H102ZM121 8H122V7H121ZM47 9H45V10H47ZM55 9H57V8H55ZM77 9H78V8H77ZM86 9H87V10H86ZM100 9H99L98 12H100ZM116 9H115V10H116ZM140 9H141V8H140ZM160 9H161V8H160ZM231 9H233V8H231ZM4 10H5L4 8H3V11L0 10V11L2 12V13H0V14H3V12L5 13L6 10H5V11H4ZM7 10H9V9L7 8ZM11 10H12V9H11ZM26 10H27V8H26ZM28 10H29V9H28ZM28 10H27V11H28ZM32 10H33V9H31V11H32ZM35 10H36V9L34 8V11H35ZM37 10H39V9H37ZM40 10H41V9H40ZM45 10H43L44 13H45ZM78 10H80V9H78ZM105 10H106V9H105ZM123 10H124V9H123ZM133 10H134V9H133ZM143 10H144V9H143ZM152 10H153V9H152ZM229 10H230V9H228V11H229ZM233 10L235 11V9H233ZM233 10H230L231 13H232L231 15H233V12H234ZM244 10H245V9H244ZM252 10H255V9L253 8ZM34 11H33V13H34ZM57 11H59V9H58ZM80 11H81V10H80ZM106 11L109 12L108 9H107ZM116 11H117V10H116ZM137 11H139V10H137ZM150 11H151V10H150ZM9 12H10V10H9ZM9 12L7 11V13H8L7 15H8V16H9ZM28 12H29V11H28ZM40 12H41V11H40ZM59 12H60V11H59ZM81 12H82V11H81ZM122 12H123V11H122ZM142 12H143V11H142ZM146 12H147V11H146ZM151 12L153 13V11H151ZM151 12H150V14H151ZM155 12H156V10H155ZM10 13H12V12H10ZM25 13H26V12H25ZM46 13H47V12H46ZM77 13H78V17H80L79 12H77ZM82 13H84V12H82ZM85 13H86V12H85ZM90 13H91L92 15H91ZM102 13L105 14L106 12L103 11ZM131 13H133V12H131ZM177 13H178V12H176V14H177ZM5 14H6V13H5ZM26 14H28V13H26ZM60 14H61V13H60ZM73 14H74V13H73ZM112 14H113V13H112ZM112 14H111V15H112ZM121 14H122V13H121ZM121 14H120V16H121ZM135 14H136V13H135ZM155 14H156V13H155ZM155 14H154V15H155ZM160 14H161V13H160ZM183 14H184V13H183ZM228 14H229V13H228ZM254 14H255V13H254ZM52 15L54 16L53 13H52ZM57 15H58V14H56V16H57ZM74 15H77V14H74ZM86 15H87V14H86ZM86 15H85L84 17H86ZM113 15H114V14H113ZM116 15H117V14H116ZM127 15H128V14H127ZM129 15H130V14H129ZM131 15H132V14H131ZM138 15H139V14H138ZM141 15H143V14H141ZM141 15H140V16H141ZM145 15H146V14H145ZM147 15L149 16L148 13H147ZM158 15H159V14H158ZM158 15H157V17H159ZM165 15H166V14H165ZM171 15H172V14H171ZM171 15H169V16L171 17ZM173 15H174L176 18H178L179 16L177 17V15H180V14H177V15L173 14ZM3 16H5L4 18H7V17H8V16H6V15H4V14H3ZM89 16H92V18H94V17L96 18L97 16H101V15H100V14H99V15L97 14V16H94V17H93V13H92V12H89V14H88V16H87V18H86V19H88V21H89ZM105 16H106V15H103V14H102V17H103L102 19L105 20V25H107V22L109 23V24H108L109 26H110L111 23H112V24H113V23H116V24H114V25H111L112 28H111V26L109 27L108 25H107L108 27H106V26H105L106 28L104 27L105 29H107V30L105 31V33H106V34H107V33L110 34L111 30H112L113 28H115V27H118L119 24H120V22L123 21V20H121V21L118 22L117 20H115V17H116V16H115V17H113V19H114L115 21H117V22H114V20H112L111 18H109V17H110V14H109V17H108V18L106 17V18L109 19V20H106V19H105ZM124 16H125V14H124ZM136 16H137V15H136ZM161 16H162V15H161ZM163 16H164V15H163ZM180 16H182V15H180ZM229 16H230V15H229ZM233 16H235V15H233ZM11 17H12V16H11ZM42 17H43V16H41V20H42ZM46 17H47V14H46ZM48 17H49V16H48ZM57 17H59V19H60V16H57ZM78 17H77V16H76V17L73 16V18L76 19V20H77ZM126 17H127V16H126ZM132 17H133V15H132ZM138 17H139V16H138ZM146 17H147V16H146ZM151 17H152V16H151ZM151 17H150V18H151ZM175 17H174V18H175ZM244 17H246V16L244 15ZM4 18H3V17L1 18V16H0V21L3 20V22H0V23H6V24H4V25L7 26V24H8L7 22H8L9 17L6 19L7 21L4 20ZM50 18L54 19L55 16H54V18H53V17H50ZM50 18H49V19H50ZM61 18H62V15H61ZM73 18H72V20H74ZM98 18H99V19H98ZM98 18H96V20H97V21H98V20L100 21V17H98ZM118 18H119V17H118ZM121 18H122V16H121ZM123 18H124V17H123ZM139 18L141 19L142 16L139 17ZM150 18H149V19H150ZM166 18H167V16H166ZM171 18H172V17H171ZM171 18H170V19H171ZM180 18H181V17H180ZM183 18H184V17H183ZM233 18H235V17H233ZM246 18H247V17H246ZM39 19H40V18H37L36 20H39ZM46 19H47V18H46ZM49 19H48V20H49ZM52 19H51V20H52ZM62 19H63V18H62ZM62 19H60V20L62 21ZM102 19H101V21L99 22V23H101V24H102V22L104 21V20L102 21ZM130 19H131V18H130ZM132 19L134 20L135 23H136L135 20H138V19H134V17H133ZM132 19H131V20H132ZM140 19H139V21H141ZM164 19H165V18H164ZM170 19H169V20H170ZM172 19H173V18H172ZM229 19H230V18H229ZM9 20H11V19H9ZM30 20H31V19H30ZM32 20H34V19H32ZM54 20H55V19H54ZM54 20H52V22H51L50 25L48 24L49 27L52 26V31H53V33L56 32V31L54 30V28L57 27V25H55V24L58 23L57 18H56V20H57L56 22H55ZM76 20H75V21H76ZM81 20H83L82 17H81ZM90 20H91V17H90ZM119 20H120V19H119ZM144 20L147 21L146 23L150 24L149 21H148V19H145V18L143 19L142 22L145 23ZM150 20H151V19H150ZM167 20H168V19H167ZM184 20H185V18H184ZM5 21H6V22H5ZM43 21H45L44 18H43ZM53 21L55 22V24H53V23H54ZM63 21H64V23H65V20H63ZM84 21H85V20H83V23H84ZM110 21H111V22H110ZM129 21H130V20H129ZM139 21H138V22H139ZM158 21H159V20H158ZM158 21H157V22H158ZM165 21H166V20H165ZM170 21H171V20H170ZM234 21H235V19H234ZM257 21H258V20H257ZM257 21H255V22L257 23L256 25H258V22H257ZM12 22H13V20H12ZM72 22H73V21H72ZM90 22H91V21H90ZM94 22H95V25L98 26L99 23L96 24L97 22H96V21H94ZM126 22H127V20H126ZM134 22L132 21L131 24L134 23ZM185 22H186V20H185ZM9 23H11V22H9ZM38 23H39V22H37L36 24H37L38 26L42 25L41 27H43V25H46V24H45L46 22H44V24H38ZM42 23H43V22H42ZM47 23H50V22L48 21ZM60 23L62 24V22H60ZM60 23H59V24H60ZM64 23H63V25H65ZM87 23H89V22H87ZM103 23H104V22H103ZM117 23H118V24H117ZM135 23H134V24H135ZM146 23H145V24H146ZM162 23L164 24V27H165V25H166L168 22L165 24V23L162 21ZM19 24H21V22H19ZM19 24H18V25H19ZM27 24H29V23H26V25H27ZM52 24L55 25V26L53 27ZM66 24H67V23H66ZM134 24H133V25H134ZM158 24H160V23H158ZM181 24H182V23H181ZM183 24H184V23H183ZM259 24H260V22H259ZM4 25L1 24V26H3V27H4ZM16 25H17V23H16ZM16 25H15V26H16ZM37 25H36V26H37ZM99 25H100V24H99ZM117 25H118V26H117ZM129 25H130V24H129ZM129 25H126V26H129ZM138 25H139V24H138ZM138 25H137V24L134 25V26H136V28H135V27H133V28H135V29L137 30V29L139 28ZM141 25H142V24H141ZM161 25H162V24H161ZM1 26H0V27H1ZM6 26H5V28H6ZM19 26H20L19 28H21V29H25L24 27H22V26H25V25H22V26L19 25ZM29 26H30V25H29ZM31 26H32V23H31ZM31 26H30V27H27L26 29L32 28ZM33 26H34V25H33ZM36 26H34V28H35ZM97 26H95V27H97ZM113 26H114V27H113ZM167 26H168V25H167ZM167 26H166V31H167ZM188 26H189V25H188ZM251 26H252V25H251ZM58 27H59V26H58ZM58 27H57V29H58L57 31H58V32L60 31V32H62L63 34H66V33H67V35H68V34L70 35V31H69V32H68V31L65 32V30H67V29H65V30H62V29H64V28H61V29H60V27H63L62 25H61L59 28H58ZM98 27H99V26H98ZM100 27H101V25H100ZM100 27H99V28H100ZM122 27H123V26H122ZM124 27H125V25H124ZM124 27H123V28H124ZM137 27H138V28H137ZM161 27H162V26H161ZM182 27H183V26H182ZM182 27H181V29H182ZM190 27H191V26H190ZM256 27L258 28V26H256ZM256 27H253V26H252L251 28L254 29V28H256ZM5 28H4V30H5ZM109 28H110L111 30H110ZM123 28H122V29H123ZM141 28H142V26H141ZM184 28H186V27H184ZM257 28H256V29H257ZM1 29H2L1 31H4L3 28H1ZM21 29H20V30H21ZM47 29H48V28H47ZM55 29H56V28H55ZM71 29H72V28H71ZM95 29H96V28H95ZM95 29H93V31H95ZM126 29H127V28H126ZM196 29H197V28H196ZM196 29H195V30H196ZM253 29H251V31H252ZM260 29H261V28H260ZM260 29H259V30H260ZM97 30H98V29H97ZM103 30H104V29H103ZM108 30H109V32H107ZM116 30H117V29H115V32H117ZM136 30H135V31H136ZM142 30H143L144 32H146V31L148 32L149 30H150V31H149L150 33H153V32H154V31L152 32L153 29H150V28H149V29H148V28H147V29H144V28H143ZM164 30H165V29H164ZM200 30H201V29H200ZM200 30H199V32H201ZM43 31H45V29H44ZM43 31H42V32H43ZM91 31H92V30H91ZM101 31H102V29H101ZM113 31H114V29H113ZM138 31H141V30H138ZM179 31H182L183 33H186V34L189 33V32H190V33H191V32H192V33L194 32L193 30L191 31V29H190V30L188 29V31H186V29L179 30ZM179 31H178V33H179ZM226 31H227V29H226ZM253 31H254V34H253V35H254V37H255V36H256V35H255V34H256L255 29H254ZM256 31H257V30H256ZM48 32H49V30H48ZM50 32H51V31H50ZM95 32H96V31H95ZM175 32H176V31H175ZM182 32H180V33H182ZM197 32H198V31H195L194 34L196 35ZM199 32H198L197 34H200V35L202 36L203 39H201V40L206 39V38H204V36H203L204 33L201 34L202 32H201V33H199ZM258 32H259V31H258ZM2 33H3V35H5V36L7 35V34H4L5 32H2ZM53 33L51 32L50 34H53ZM62 33H60V34L63 35ZM93 33H94V32H93ZM133 33H134V32H133ZM159 33H160V34H159ZM159 33H157V34H159V36H160L162 33H161V31H160ZM169 33H170V32H169ZM180 33H179V35H180ZM190 33H189V35H192V33H191V34H190ZM227 33H229V31H228ZM46 34H47V31H46V33H44L42 36L44 37V35H45L46 38H49V37H48L49 35L47 36ZM153 34H154V33H153ZM153 34H152V35L150 34V35H151L152 38L154 39V38L157 37V35H156V33H155V35H153ZM165 34H166V33H165ZM215 34H216V33H215ZM215 34H214V35H215ZM258 34H259V33H258ZM0 35H1V33H0ZM3 35H2V36H3ZM37 35H38V32H37ZM39 35H41V34H39ZM94 35L96 36L95 33H94ZM111 35H112V34H111ZM113 35H114V33H113ZM133 35H134V34H133ZM148 35H149V34L147 33V36H148ZM150 35H149V36H150ZM162 35L164 36V34H162ZM181 35H183V34H181ZM184 35H185V34H184ZM200 35H199V36H200ZM204 35H205V34H204ZM217 35L219 36V33H218ZM221 35H222V34L220 33V36H221ZM225 35H226V34H225ZM5 36H4V37H5ZM7 36H8V35H7ZM7 36H6V40H8V42H9L8 45H10V44H12L15 40H14V38H13L14 41L12 42V40L10 39L11 36H9V37H10L9 39L11 40V42H10ZM53 36H54V35H53ZM53 36H52V37H53ZM63 36H64V35H63ZM72 36H73V35H72ZM105 36H106V35H105ZM107 36H108V34H107ZM143 36H144V35H143ZM159 36L157 37L158 40H159ZM167 36H168V34H167ZM170 36H172V35H170ZM227 36H228V35H227ZM257 36H258V35H257ZM262 36H263V35H262ZM73 37H74V36H73ZM221 37H222V36H221ZM221 37H218V38H221ZM260 37H261V36H260ZM260 37H259V39H260ZM62 38L65 39V37H62ZM67 38H69V37H67ZM100 38L102 39V40H101L102 43H105V42H104V41H106V40H104L105 37H104V38H103V37H100ZM109 38H111V37H109ZM161 38H163V37H160V39H161ZM167 38H168V37H167ZM178 38H179V36H178ZM218 38H217V39H218ZM222 38H223V39H224V38L227 39V37H225V36H223ZM261 38H262V39H260V40H264L263 37H261ZM1 39L3 40V38L0 36V41H1V43H2V42H3V43H6L5 39H4L3 41H2ZM49 39H51V38H49ZM59 39H60V38H59ZM106 39H107V37H106ZM142 39H143V38H142L141 36H138L137 39H136V41H137V45L139 44L140 47H141V46L143 47V45H144V41H141ZM164 39H165V38H164ZM254 39H256V38H254ZM257 39H258V37H257ZM259 39H258V40H259ZM65 40H67V39H65ZM68 40H70V39H68ZM103 40H104V41H103ZM170 40H171V38H170ZM224 40H225V39H224ZM224 40H222V41L224 42ZM232 40H233V36H232ZM260 40H259V41H260ZM4 41H5V42H4ZM49 41H50V40H48V42L45 41V42L47 43V46H48L49 44H51V43H49ZM54 41H55V40H54ZM54 41H51V42H54ZM73 41H74V38H73ZM77 41H78V40H76V42L74 41V43H76L77 46L74 45V43H73L72 41H70V42H72V44H73L76 48H78L79 45L81 46L82 44H80V43L77 44ZM112 41H113V40H112ZM184 41H185V40H184ZM204 41H205V40H204ZM204 41H203V43H204ZM206 41H207V40H206ZM226 41H227V40H226ZM59 42H60V40H59ZM61 42H62V41H61ZM64 42H66V41H64ZM68 42H69V41H68ZM68 42H67V44L72 45L70 42H69V43H68ZM78 42H80V41H78ZM92 42H93V41H92ZM134 42H135V41H134ZM156 42H157V41H156ZM182 42H183V41H182ZM220 42H221V40H220ZM227 42H228V41H227ZM230 42H231V41H230ZM260 42H261V41H260ZM1 43H0V44H1ZM3 43H2V45H7V43H6V44H3ZM36 43H37V42H36ZM43 43H44V42H43ZM43 43L40 44L41 46L39 45V43H37V44H38L37 46H36V44H32V45H33V46L35 45L36 48H38V46L41 47V48H38V49H37V50H40V49L43 48V46H46V43H45V44H43ZM55 43H56V42H55ZM114 43H115V41H114ZM114 43H113V45H115ZM159 43H160L161 45H164V44H163L164 41L162 42V40H159ZM255 43H256V42H255ZM262 43H263V42H262ZM13 44H14V43H13ZM13 44H12V45H13ZM17 44H19V43H17ZM17 44H14L15 49H18V51H19V50L21 51V49H22V47H23V50H22V51H23L26 55H27V54L29 55V53H27L26 51H27V49L30 50V48H31V44H29L30 47H25V46H27V44H26V45L24 44V46H23V43H22V46H21V44H19L20 46L17 45ZM42 44H43V46H42ZM160 44H159L160 47H156V48H155V47H154V48L152 47L153 50L151 49V51H150V54H151V52H152L153 59H155L156 57H157V59H158V58H161V57L163 56V54H164L163 51L161 52V48H163V46H161ZM192 44H193V43H191V46L194 47V49H195V46H193ZM225 44H227V43H225ZM230 44H231V43H230ZM15 45H16V46H15ZM29 45H28V46H29ZM52 45H54V44L52 43ZM52 45H51V47H44V49L46 50V48H47V51H48V49H49L50 51H51L52 49H53V50L56 49V48H54ZM125 45H127V44H125ZM203 45H204V44H203ZM221 45H222V43H221ZM223 45H224V44H223ZM33 46H32V47H33ZM35 46H34L33 48H31L30 51L28 50V52H30V54H32V53H31V52H32V49H35ZM49 46H50V45H49ZM56 46H57V44H56ZM102 46H103V45H102ZM105 46H106V45H104V47H105ZM116 46H118V45H115V47H114V46H111L112 48H111V47H110V48H107V49H108V52H110V50H111V52H113L114 49H118V47H116ZM157 46H158V42H157ZM175 46H176V45H175ZM3 47H4V46H3ZM8 47H9V46H8ZM18 47H19V48L21 47V49H19ZM24 47H25L26 49H25ZM60 47H61V46H58V50H60V49L62 50V48H60ZM81 47H83V46H81ZM122 47H123V50L126 52V50L124 49V46H122ZM4 48H5V47H4ZM6 48H7V47H6ZM10 48H12V46H10ZM59 48H60V49H59ZM127 48H128V47H127ZM158 48H160V50H159ZM184 48H185V47H184ZM202 48H204V47H203V46H201V48L199 47V50L202 49ZM0 49H2V46H0ZM12 49H13V48H12ZM74 49H75V48H74ZM79 49H81L82 52H83V49H84V48H80V47H79ZM109 49H110V50H109ZM120 49H121V48H119V50H118L119 53H117V51H114L113 57H112V56H111V57H112V58L115 57L114 59H117V56L120 54V55H119L120 57L123 56V57L125 58L124 55H128V54H129V53H125L124 51L120 52ZM154 49H155L156 51H155ZM157 49H158V50H157ZM176 49H177V48H176ZM25 50H26V51H25ZM35 50H36V49H35ZM35 50H34V51H35ZM53 50H52V52H53ZM61 50H60V52H61ZM81 50H80V51H81ZM163 50H164V49H163ZM166 50H167V49H166ZM166 50H164V51H166ZM197 50H198V49H197ZM215 50H216V49H215ZM217 50H218V49H217ZM217 50H216V51H217ZM1 51H2V50H1ZM1 51H0V52H1ZM14 51H15V50H14ZM43 51H44V50H43ZM76 51H79V50H76ZM96 51H97V50H96ZM100 51H101V50H100ZM100 51H98V53H99ZM158 51H159V52H158ZM172 51H173V50H172ZM172 51H171V52H172ZM191 51H192V50H191ZM202 51H205V53H207L206 50H205V48H204V50H202ZM207 51H208V50H207ZM4 52H6V51H2L1 54H4ZM60 52H59V54H62V53H63V52H62V53H60ZM102 52H103V51H102ZM111 52L108 53L109 57H110V55H112ZM127 52H128V51H127ZM138 52H140V51H138ZM138 52L136 53V55L138 54V56H139L140 54H142V53L139 54ZM153 52H154V53H153ZM157 52H158L160 55H158ZM166 52H167V51H166ZM217 52H218V51H217ZM65 53H66V56H64V57L66 58V57L68 56V54H67V52H64L63 54L65 55ZM76 53H77V52H76ZM100 53H101V52H100ZM172 53L174 54V52H172ZM172 53H171V54H172ZM175 53H176V52H175ZM199 53H200V52H199ZM1 54H0V56H1L0 61H1V62H2V61L5 62V63H4V66H5V64H6V66H7L8 69H9L12 65H14V64L12 63L11 66H9L8 63H11V62L9 61V58L7 57L8 55H7L6 57L3 55V57H2ZM6 54H7V53H6ZM13 54L15 55V52H13ZM70 54H71V53H70ZM70 54H69V55H70ZM72 54H73V52H72ZM72 54H71V55H72ZM150 54H149V56H150ZM154 54H155V57H154ZM177 54H178V55H179V54L181 55V54H183V53H182V52L180 53V52L178 51ZM200 54H201V53H200ZM203 54H204V52H203ZM48 55H50V57H53V56H54V55L52 56L51 53L48 54ZM55 55L60 56V55H58V53L55 54ZM79 55H80V52H79ZM96 55H97V54H96ZM136 55H135V56H136ZM156 55H158V56H156ZM164 55H165V54H164ZM166 55L168 56V58L171 57V56H170V53H169V55L166 53ZM175 55H176V54H175ZM178 55H177V56H178ZM45 56H46V55H45ZM73 56H74V55H73ZM149 56H148V57H149ZM159 56H161V57H159ZM167 56H166V58H167ZM186 56H187V55H186ZM4 57L7 58L8 60H7V59L4 60V59H5ZM14 57H16V56H14ZM31 57H33V55H31ZM36 57H37V56H34V59H35ZM48 57H49V56H48ZM77 57H79V56L77 55ZM109 57H108V59H109ZM111 57H110V59H111ZM123 57H122V58H123ZM140 57H141V56H139V58H140ZM148 57H147V58H148ZM2 58H4V59H2ZM54 58H55V57H54ZM58 58H59V57H58ZM58 58H57V59H58ZM60 58H61V57H60ZM141 58H142V57H141ZM163 58H165V56H163ZM171 58H173L172 63H173L174 61L177 60L176 57H171ZM188 58H190V57L188 56ZM18 59H19V58H18ZM31 59H32V58H31ZM36 59H37V58H36ZM36 59H35V60H36ZM48 59L50 60V58H48ZM61 59L63 60V57H62ZM61 59H60V60H61ZM68 59H69V58H68ZM68 59H66V60H68ZM175 59H176V60H175ZM19 60H20V59H19ZM58 60H59V59H58ZM60 60H59V61H60ZM62 60H61V61H62ZM122 60H123V59H122ZM137 60H138V59H137ZM140 60H142V59H140ZM150 60L152 61V58H150ZM150 60L148 59L149 62H150ZM165 60H166V59H165ZM188 60H189V59H188ZM7 61H9V62H7ZM21 61H23V60H21ZM21 61H20V62H21ZM32 61H34V60L32 59ZM54 61H55V60H54ZM61 61H60V62H61ZM111 61H112V59H111ZM115 61H116V60H115ZM117 61H118V60H117ZM146 61H147V60L145 59V63H144V65H146ZM148 61H147V63H148ZM177 61H178V60H177ZM191 61H192V60H191ZM193 61H194V60H193ZM3 62H2V64H3ZM6 62H7V63H6ZM12 62H13V61H12ZM20 62H17L18 64L16 63V67L19 66V64H21V63H23V64H22V67H23L24 64L26 65L25 62H21V63H20ZM35 62H36V61H35ZM134 62H135V61H134ZM138 62H139V61H138ZM140 62H141V61H140ZM167 62H168V61H167ZM188 62H190V61H188ZM39 63H40V62H39ZM62 63L65 64L64 61H62ZM62 63H61V64H62ZM103 63H105V62H103ZM121 63H122V62H121ZM163 63H165V62H163ZM169 63H170V62H169ZM169 63H168L167 65H169ZM179 63H180V62H179ZM195 63H196V62H195ZM198 63H199V62H198ZM33 64H35V63L33 62ZM49 64H51V63H49ZM61 64H58V65H57V68H58V66H59V67L61 68V70H63L64 68L61 67ZM100 64H101V63H100ZM105 64H106V63H105ZM122 64H123V63H122ZM138 64H139V63H138ZM148 64H149V63H148ZM202 64H203V62H202ZM42 65H44V64H42ZM55 65H56V64H55ZM65 65H66V64H65ZM120 65H121V64H120ZM123 65H124V64H123ZM150 65H151V64H150ZM1 66H2V65H1ZM26 66H28V65H26ZM34 66H35V69H36V65H34ZM45 66H46V65H45ZM62 66H63V65H62ZM103 66H107V67H108L107 64H106V65H103ZM103 66L101 65L100 67H101L102 69L104 68V71H103V72L106 73V72H105L106 69H105V67H103ZM109 66H110V65H109ZM116 66H117V65H116ZM132 66H133V65H132ZM134 66H135V64H134ZM134 66H133L132 68H134ZM146 66H148V65H146ZM192 66H193V65H192ZM192 66H191V67H192ZM7 67H4V68L7 69ZM13 67H15V66H12L11 69H9V70H13V71H14L16 68H13ZM22 67H21L20 69H22L23 71L25 70V71L27 72V73L25 72L26 74H29V73H30L29 76L32 75V72H35V69H34V71H30V70H31V68H30L31 66H30V65H29V68H30V69H28V67H24V69H23ZM40 67H41V66H40ZM46 67H47V66H46ZM50 67H52V69H51V68H48V71L50 70L49 75H50V73H51V71H52L53 69H55L56 72L59 71V68L57 69V68H55V66H50ZM53 67H54V68H53ZM107 67H106V68H107ZM111 67H112V66H111ZM113 67H114V65H113ZM119 67H120V66H119ZM129 67H130V66H129ZM136 67H137V66H136ZM144 67H145V66H144ZM167 67H168V66H167ZM2 68H3V67H2ZM12 68H13V69H12ZM25 68H27L28 71H27ZM33 68H34V67H33ZM67 68H68V67H67ZM67 68H66V69H67ZM108 68H109V67H108ZM115 68H116V67H115ZM115 68H113V70H114ZM117 68H118V67H117ZM120 68H121V67H120ZM130 68H131V67H130ZM138 68H139V67H138ZM147 68H149V67H147ZM147 68H144V69H147ZM169 68H171V67L169 66ZM169 68H168V69H169ZM189 68H190V65H189ZM193 68H195V67H193ZM206 68H208V67H206ZM0 69H1V68H0ZM6 69H5V70H6ZM18 69H19V68H18ZM102 69H101V70H102ZM111 69H112V68H111ZM140 69H141V68H140ZM168 69H166V70H168ZM261 69H262V68H261ZM22 70H21V72H22ZM61 70H60L59 72H60V73L63 72V74H65V73H64L65 71L63 70V71L61 72ZM67 70H68V69H67ZM108 70H109V69H108ZM129 70H131V69H129ZM133 70H134V69H133ZM135 70H136V68H135ZM194 70H195V69H193V72H195ZM15 71H16V70H15ZM15 71H14V72H15ZM29 71H30V72H29ZM44 71H46V70H44ZM106 71H107V70H106ZM114 71H115V70H114ZM131 71H132V70H131ZM136 71H137V70H136ZM139 71H140V70H139ZM204 71H205V70H204ZM263 71H264V70H263ZM18 72H19V71H18ZM28 72H29V73H28ZM53 72H54V70H53ZM99 72H100V71H99ZM103 72L101 71L100 74L102 75ZM132 72H133V71H132ZM137 72H138V71H137ZM143 72H144V71H143ZM180 72H181V71H180ZM180 72H178V75H179ZM184 72H186V71L181 72V74L184 73ZM193 72H192V70H191V71H187V73H186L187 75L184 73V74L187 76V77H184V76H183L184 79H185V78H188V76L191 75V74H192L191 76H193ZM207 72H208V71H207ZM9 73H10V71H9ZM22 73H23V72H22ZM25 73H23V74L25 75ZM36 73H37V72H36ZM38 73H39V72H38ZM139 73H140V76H141V74H142V69H141V72H139ZM189 73H190V74H189ZM208 73H209V72H208ZM261 73H262V72H261ZM13 74H14V73H13ZM13 74L10 73V74H8V76H9V75H12V77H13ZM16 74H18V73H16ZM16 74H15L14 77H16V76L18 77V75H16ZM20 74H21V73H20ZM20 74H19V75H20ZM46 74H47V73H46ZM63 74H62V78L64 79V77H66V74H65V76H63ZM67 74H68V73H67ZM100 74L98 73V70H97V75L101 76ZM161 74H162V73H161ZM184 74H183V75H184ZM262 74H263V73H262ZM21 75H22V74H21ZM33 75H34V74H33ZM37 75H38V74H37ZM47 75H48V74H47ZM94 75H95V74H94ZM107 75H108V73H107ZM194 75H196V72H195ZM197 75H198V74H197ZM241 75H242V74H241ZM5 76H7V75H6V74L3 75V77L5 78V80H3V77L0 79V80H1L0 83L2 82L1 85H3V83H7L8 80H9V81H12L11 79H9V77H11V76H9V77L7 76L8 80H7V78H6ZM54 76H55V75H54ZM114 76H115V75H114ZM136 76H137V73H136ZM144 76H145V74L143 73V75H142L141 77H144ZM261 76H262V75H261ZM14 77H13V79H15ZM17 77H16V78H17ZM26 77H27V76H26ZM37 77H38V76H37ZM95 77H97V76H95ZM101 77H102V76H101ZM128 77H129V76H128ZM176 77L178 78V76H176ZM179 77L182 78V75L179 76ZM189 77H190V76H189ZM233 77H234V76H233ZM21 78H22V77H21ZM29 78H30V77H29ZM97 78H98V77H97ZM102 78H103V77H102ZM102 78H100V79L102 80ZM104 78H105V74H104ZM112 78H113V77H112ZM172 78H173V77H172ZM200 78H202V76H200ZM260 78H262V77H260ZM27 79H28V78H26V81H29V80H30V81L32 82L33 86H34L35 84H36L37 86H40V87L43 86V87H41L43 93H45V92L47 91L45 86H47V89H48V90H49V89L52 90L54 87H55V88L53 89V91L56 90V86H55V85L53 86V83H47V84H49V85H47V84H46V82H47L46 80H45V81H46V82H45L46 85H45V84H42V81H43V80L40 82V80L37 81L34 77H33L32 79H34L35 81L32 80V79H28V80H27ZM60 79H61V78H60ZM110 79H111V78H110ZM110 79H109V80L107 79V80L110 81ZM116 79H117V78H116ZM144 79H145L146 81H148L147 78L144 77ZM179 79H180V78H179ZM184 79H183V80H184ZM190 79H191V78H190ZM192 79H194V77H192ZM2 80L5 81V82H3ZM6 80H7V81H6ZM16 80H17V79H16ZM21 80H23V79H21ZM56 80H58V79H56ZM97 80H98V79H97ZM126 80H127V83H129V82L131 83V78H130V79H127V78H126ZM128 80H129V82H128ZM132 80H133V79H132ZM137 80H138V79H137ZM167 80H171V79H167ZM175 80H176V79H175ZM200 80H201V79H200ZM200 80H199V81H200ZM13 81H14V80H13ZM30 81H29V82H30ZM50 81H51V80H50ZM65 81H66V80H65ZM98 81H99V80H98ZM103 81H104V80H103ZM103 81H102V82H103ZM134 81H136V80H134ZM189 81H191V80H189ZM193 81H194V83H195V82L198 83V81H196V80H192V82H193ZM201 81H202V80H201ZM260 81L262 82L263 80L260 79ZM21 82H22V81H21ZM36 82H37V83H36ZM38 82H39V83H38ZM53 82H54V81H53ZM55 82H56V81H55ZM55 82H54V84H55ZM59 82H62V81H59ZM59 82H56L57 84L60 85V86H58V87H60L61 89L64 88V89H62V91H63V90L66 91L67 88H68V87H66V86H68V84L65 85V83H64V84L62 83L63 85H61V83H59ZM104 82H105V81H104ZM104 82H103L102 84H105V83H106V82H105V83H104ZM111 82H112V80H111ZM140 82H141V81H140ZM144 82H145V81H144ZM148 82H149V81H148ZM148 82H147V83H148ZM150 82H151V80H150ZM178 82H179V81H178ZM232 82H233V80H232ZM263 82H264V81H263ZM263 82H262V83H263ZM10 83H11V82H10ZM15 83H16V82H15ZM15 83H14V84H15ZM17 83H18V82H17ZM66 83H67V82H66ZM96 83H97V82H96ZM99 83H101V82H98L97 85H99ZM120 83H121V82H120ZM120 83H119V84H120ZM130 83L127 84V85L129 86ZM142 83H143V82H142ZM142 83H141V84H142ZM151 83H152V82H151ZM151 83H148V84L150 85ZM153 83H154V82H153ZM153 83H152V86H153ZM194 83H193V84H194ZM216 83H217V82H216ZM39 84H40V85H39ZM50 84L52 85L53 88H51ZM72 84H73V83H72ZM74 84H75V83H74ZM112 84H116V85H117V82H115V83L112 82ZM112 84H111V86H114V85H112ZM119 84H118V85H119ZM124 84H126V81L124 82ZM143 84H144V83H143ZM143 84H142V85H143ZM260 84H261V83H260ZM1 85H0V87H3V86H1ZM6 85H7V84H6ZM36 85H35V87H37ZM44 85H45V86H44ZM97 85H96V86H97ZM108 85H110V84H108ZM116 85H115V86H116ZM137 85H138V84H137ZM149 85H144L143 88L141 87V90L138 91V92H140V95H142L141 93H143V92H141V91H143V90L146 92V94H147V95L145 94L146 96H148V94H149V96L151 95L150 93H152V92H150V90H149V88H151V87H149ZM199 85H200V82L198 83V85H196V87H195L194 85H192V86L190 85V86L187 87V88L189 89L190 92H195V94H196V92L199 91V90H198L199 88L203 89L202 85L198 88L197 86H199ZM212 85H214V84L211 83V86H212ZM263 85H264V84H263ZM48 86H49V87H48ZM64 86L66 87V89H65ZM100 86H101V85H100ZM106 86H107V84H105V87H106ZM145 86H146V87L148 86V87H147L148 92L145 90V89H146ZM44 87H45V88H44ZM103 87H104V86H103ZM105 87H104V88H105ZM108 87H110V86H108ZM139 87H140V86H139ZM139 87H137V88H139ZM154 87H155V86H154ZM154 87H153V88H154ZM212 87H213V86H212ZM260 87H262V85H261ZM7 88H8V87H7ZM60 88H59V90L57 89V91H55L57 94H56L55 92L51 91V92H52L53 94H55V95H52V93H49V94H50L49 97H51L52 99L48 97L49 94L45 96V94H47V93H45L44 96H45V97H48L47 99H49V100L51 99V101L54 102V101H53V100H54V99H53V96H56V95H58V94L60 93V92L58 93V91H60ZM97 88H98V87H97ZM112 88H113V87H111V89H112ZM117 88L120 90L121 87H120V88L117 87ZM126 88H128V87H126ZM144 88H145V89H144ZM153 88H152V89H153ZM0 89H2V88H0ZM37 89H40V88L37 87ZM37 89L34 88L35 91H37ZM41 89H40V90H41ZM99 89H100V87H99ZM106 89H107L106 92H108V90H109V93H110V88H109V89L106 88ZM115 89H116V88H115ZM128 89H129V88H128ZM139 89H140V88H139ZM260 89H261V88H260ZM3 90H4V89H3ZM23 90H24V89H23ZM68 90H70V89H68ZM100 90H102V89H100ZM112 90H114V88H113ZM121 90H123V89H121ZM132 90H133V89H132ZM134 90H135V89H134ZM197 90H198V91H197ZM44 91H45V92H44ZM104 91H105V90H104ZM115 91H118V90H115ZM115 91H114V92L112 91V92L114 93V95H115ZM127 91H130V90H127ZM151 91H152V90H151ZM200 91H201V90H200ZM47 92H50V91H47ZM99 92H100V91H99ZM112 92H111V93H112ZM118 92H120V91H118ZM121 92H124V91H121ZM135 92L137 93V90H135ZM4 93H5V92H4ZM9 93H10V92H9ZM9 93H8V94H9ZM32 93H33V90H32ZM61 93H62V92H61ZM61 93L59 94L60 96H61ZM100 93H101V92H100ZM111 93H110V94H111ZM127 93L130 94L129 92H127ZM127 93H125V94L128 96ZM185 93H186V92H185ZM233 93H235V92H233ZM0 94H2L1 97L5 96V94L3 95V92H2V91H1ZM98 94H99V93H98ZM101 94H102V93H101ZM101 94H100V95H101ZM104 94H105V93H104ZM104 94H103V95H104ZM110 94H106V95H105L106 97L104 96L105 98H103V99H106V98L109 99L110 96L112 95V94H111V95H110ZM119 94H121V93H119ZM131 94H132V92H131ZM131 94L129 95V97L131 96ZM133 94H134V93H133ZM137 94H138V93H137ZM137 94H136V95H137ZM143 94H144V93H143ZM190 94H191V93H190ZM198 94H199V93H198ZM201 94H202V91H201L200 95H201ZM9 95H10V94H9ZM71 95H72V94H71ZM108 95H110V96L107 97ZM145 95H144V96H145ZM196 95H197V94H196ZM6 96H7V92H6ZM101 96H102V95H101ZM101 96H100V97H101ZM116 96H117V95H115V97H116ZM134 96H135V94H134ZM138 96H139V94H138ZM149 96H148V97H149ZM151 96H152V95H151ZM156 96H157V95H156ZM160 96H161V95H160ZM160 96L158 95V98H159ZM186 96H189V95H186ZM217 96L219 97L218 92H217ZM8 97H9V96H8ZM32 97H33V100H34L35 102H38V103L40 102V101H39L40 99H39L35 94H32ZM102 97H103V96H102ZM102 97H101V98H102ZM120 97H121V96H120ZM122 97L124 98V94H123ZM132 97H133V96H131V98H128V97H127V101H129L130 99H132ZM169 97H170V96H169ZM194 97H195V99H194ZM218 97H216V98H218ZM3 98H4V97H3ZM11 98H12V97H11ZM11 98H9V99H11ZM56 98H58V97H56ZM72 98L74 99V97H72ZM112 98H113V96H112ZM112 98H111V99H112ZM116 98H117V97H116ZM155 98H156V97L153 98V101H152V102H155ZM174 98H175V97H174ZM176 98H177V97H176ZM181 98H182V97H181ZM196 98H198V95H197V97H196V96H192L190 99L197 100L198 102H199V99H201V97L198 98V99H196ZM219 98H220V97H219ZM7 99H8V98H6V99L4 98L3 100L6 101V103H7V101H10L9 99H8V100H7ZM73 99H71V101H73ZM103 99H102L101 102H104V101H105L104 104L107 103V105H108V103L112 102L115 98H114L112 101H111V99H109V102L107 101L108 99H107V100H104V101H103ZM118 99H119V98H118ZM120 99H121V98H120ZM124 99H125V98H124ZM134 99H135V101H134ZM134 99L131 100V101H133L134 104L136 103L138 106H140L139 104H141V103H139V101H137V100H139V99H138V98H137V100H136V98H134ZM141 99H142V98H141ZM149 99H152V97L149 98ZM156 99H157V98H156ZM159 99H160V98H159ZM165 99H167V98H165ZM178 99H179V98H178ZM183 99H184V98H182V101H183ZM187 99H188V98H187ZM220 99H222V98H220ZM220 99H219V100L216 99V100H218V101L220 102V101H221ZM57 100H58V99H55V101H57ZM59 100H60V99H59ZM59 100H58V103H57V102H56V103L60 105ZM69 100H70V99H69ZM172 100H173V99H172ZM259 100H260V99H259ZM106 101H107V102H106ZM115 101H116V100H115ZM125 101H126V99H125ZM127 101H126V102H127ZM146 101H147V99H146ZM160 101H161V100H160ZM188 101H189V100H188ZM188 101H187V102H188ZM191 101H192V100H191ZM237 101H238V100H237ZM260 101L262 102V99H261ZM0 102H1V103H0V105H1V106H0L1 109H2V108L4 109L5 107L2 106V105H3L2 100H1ZM12 102H13V103H12ZM68 102H69V101H68ZM73 102H74V105H75V104H76V103H75V99H74ZM73 102H72V104H71V107H72V105H73ZM119 102H120V100H119ZM173 102H174V100H173ZM179 102H180V101L178 100L177 103H179ZM189 102H190V101H189ZM228 102H229V101H228ZM258 102H259V101H258ZM6 103H5V104H6ZM10 103H12V105H13V104H14V101L11 99ZM19 103H20V102H19ZM61 103H63V101H62ZM64 103H65V102H64ZM64 103H63L62 105H60V106H61V110L64 109V108H63V106L65 105ZM70 103H71V102H70ZM70 103H69V105H70ZM128 103L131 104L132 107H134V106H133L134 104H132V102H131V103L128 102ZM138 103H139V104H138ZM157 103H158V102H155L156 106L159 105V104L157 105ZM160 103H161V102H160ZM162 103H164L163 100H162ZM196 103H197V102H196ZM16 104H17V103H16ZM48 104H49V103H48ZM50 104H51V103H50ZM53 104H54V103H52V106H53ZM115 104H117V103H115ZM115 104H114L113 109L115 108ZM120 104L122 105V103H120ZM149 104H151L149 109H151V108H155L156 111L159 109V106L157 107L158 109H156V106L151 107V106L154 105V103H153V105H152L151 100H148V101L146 102V110H149V109L147 108V106H148ZM164 104H165L164 106H167L166 104H168V103L166 102V103H164ZM192 104H193V103H192ZM202 104H203V103H202ZM258 104H259V103H258ZM262 104H263V103H262ZM6 105H8V104H6ZM10 105H11V104H10ZM10 105H9V106H10ZM19 105H20V104H19ZM59 105L56 106V104H55V106H53V108H54V107H55V108H58ZM102 105H103V103H102ZM109 105H110V104H109ZM112 105H113V102H112ZM121 105H120V106H121ZM161 105H162V104H161ZM161 105H160V106H161ZM200 105H201V104H200ZM200 105L198 106V109H200V107H201ZM204 105H206V103H204ZM9 106H6V107H9ZM17 106H18V104H17ZM75 106H76V105H75ZM104 106H105V105H104ZM104 106H103V107H104ZM202 106H203V105H202ZM18 107H19V106H18ZM18 107H17V108H18ZM50 107H51V106H50ZM64 107H67L68 109H70V106L68 107V105H67V106H64ZM103 107H101V108H103ZM107 107H108V106H107ZM107 107H106V108H107ZM148 107H149V106H148ZM162 107H163V106H162ZM227 107H228V106H227ZM227 107L225 106L226 110H229L230 107H228V109H227ZM231 107H232V106H231ZM234 107H236V106L234 105ZM234 107H232V108H234ZM13 108H15V107H11V106L9 107L10 112H11V111H12V112L14 111V113H10V114H11V116H12V115L15 116V118H16V117H18V114L20 113V110H21V109H20V110L18 111V113H17V110H18V109H16V111H15V110H13ZM72 108H73V107H72ZM201 108H202V107H201ZM203 108H206V107H203ZM3 109H2V110H3ZM27 109H28V108H27ZM30 109H31V108H30ZM68 109H67V110H68ZM108 109H109V108H108ZM115 109H117V107H116ZM115 109H114L113 111H115ZM135 109H136V106H135ZM194 109H195V108H194ZM196 109H197V108H196ZM206 109H208V107H207ZM2 110H0V111H1L0 114L2 113L0 117H2V118L4 119V118L6 117V115H5V114H6V110H5V109H4L3 111H2ZM33 110H34V109H33ZM61 110H60V107H59L58 109L55 110V113L53 112V113H54L53 115H55V117L57 118V115L60 116L59 113H62ZM231 110H232V109H231ZM24 111H25V110H24ZM24 111L21 110V115H22V116L24 115ZM57 111H58V112H57ZM63 111H64V110H63ZM105 111H106V110H105ZM108 111H109V110H108ZM186 111H187V110H186ZM197 111H198V110H197ZM235 111H236V110H235ZM31 112H33V111L30 110V111H28V113H27V111H26V112H25L26 116H27V115H32V114H33L32 116H37V115H34V113L37 114V113L35 112V110H34L33 113H31ZM37 112H40V111H37ZM56 112H57V113H56ZM200 112H201V111H200ZM209 112H210V111H209ZM224 112H225V111H224ZM233 112H234V110H233ZM4 113H5V114H4ZM50 113H51V112H50ZM116 113H117V112L111 113V115H112V114L114 115V114H116ZM157 113H158V112H157ZM190 113H191V112H190ZM194 113H195V112H194ZM196 113H197V112H196ZM221 113H222V111H221ZM238 113H239V112L236 111L235 114H234V113H233V114H234L235 117H236V115H237V116H238L237 118H239ZM16 114H17V115H16ZM209 114H210V113H209ZM230 114H231V113H230ZM21 115L19 114V119H21V118H20ZM40 115H41V114H40ZM109 115H110V114H109ZM109 115H108V116H109ZM221 115H222V114H221ZM9 116H10V115H9ZM116 116H117V114H116ZM116 116H114V117L112 118L111 122L108 120V121H109V124H107V125H109V126H107V127L110 128V130L108 129L109 133L111 134V132H112L111 135H114V137L111 136V138H113L114 141H117V140H115V139L118 137V136L115 137V136L118 134L117 132H115V130H116L115 128H117V127H115L116 124H117ZM189 116H190V115H189ZM223 116H226V115H224V113H223ZM51 117H52V116H51ZM111 117H112V116H111ZM186 117H187V116H186ZM194 117H196V114L193 115V118H194ZM210 117H213V114H212V116H209V118H210ZM12 118H13V117H12ZM31 118H32V117H31ZM33 118H34V117H33ZM43 118H44V117H43ZM53 118H54V117H53ZM53 118H52V120H53ZM58 118H59V117H58ZM74 118H75V117H74ZM109 118H110V117H109ZM169 118H170V117H169ZM213 118H214V117H213ZM219 118H220V117H219ZM223 118H226V117H223ZM5 119H6V118H5ZM5 119H4V120H5ZM185 119H186V118H185ZM200 119H201V118H198V121H199V122L197 123V127H196V128H197V130H196V137L199 138V139L202 138V137L205 135V132H206V130H207L206 126L204 125V121L201 122ZM234 119H235V122L238 121L236 118H234ZM0 120H2V119L0 118ZM4 120H3V122H5V123L7 122V123H8V121H10L11 119L8 120V121H7V119H6L5 121H4ZM30 120H31V119H30ZM55 120L57 121V119L54 118L53 121H55ZM212 120H213V119H212ZM221 120H222V123H224V122H223V119H221ZM11 121H12V120H11ZM108 121H107V123H108ZM210 121H211V120H210ZM0 122H1V121H0ZM12 122H13V121H12ZM12 122H10V123H12ZM68 122H69V121H68ZM68 122H65V123H68ZM73 122H74V121H73ZM153 122H154V121H153ZM214 122H215V121H211V123H214ZM225 122H227V120H226ZM239 122H240V121H239ZM23 123H24V122H23ZM154 123H155V122H154ZM154 123H153V125H154ZM157 123L160 124L158 121H157ZM157 123H156V124H157ZM161 123H162V122H161ZM187 123H188V122H187ZM240 123H241V122H240ZM1 124H2V123H1ZM1 124H0V127H3V126H1ZM3 124H4V123H3ZM12 124H13V123H12ZM55 124H56V123H55ZM162 124H163V123H162ZM185 124H186V123H185ZM224 124H225V123H224ZM236 124H237V123H236ZM238 124H239V123H238ZM238 124H237V125H238ZM5 125H6V124H5ZM56 125H57V124H56ZM65 125H67V124H65ZM68 125H70V126H69V128H70V127L72 126V122H71V124H68ZM68 125H67V126H68ZM208 125H209V124H208ZM220 125H221V124H220ZM10 126H11V125H10ZM67 126L64 127V130H63V128H62V129L59 128V129H61L62 133L64 132V134H66V133H65V132H66L65 130H68V129H69V128H67ZM158 126H159V125H158ZM164 126H166V125H164ZM188 126H190V124H188ZM214 126L217 127V125H215V124H214ZM221 126L224 127V125H221ZM221 126H219V129H215V130H216V131L219 130V131H218L219 133H224V134L226 135L228 132H226V131H223V132H222V130H223L224 128L221 129V131H220V127H221ZM227 126H228V125H227ZM239 126H240V125H238L237 127H239ZM12 127H13V126H12ZM156 127H157V125H156ZM160 127H161V128H160ZM160 127L157 128V129L155 128V130H159V129H162V128H163L162 126H160ZM222 127H221V128H222ZM235 127H236V126H235ZM240 127H241V126H240ZM240 127H239V128H240ZM66 128H67V129H66ZM165 128H166V127H165ZM169 128H170V127L168 126L167 129H169ZM225 128H226V125H225ZM241 128H242V127H241ZM54 129H55V128H54ZM56 129H57V127H56ZM84 129L86 130V128H84ZM226 129H227V128H226ZM7 130H8V128H7ZM49 130H50V129H49ZM49 130H48V131H49ZM165 130H166V129H165ZM224 130H225V129H224ZM240 130H242V129H240ZM13 131H14V130H13ZM46 131H47V130H46ZM58 131H59V130H58ZM58 131H56V132H58ZM81 131H82V130H81ZM108 131H107V132H108ZM110 131H111V132H110ZM159 131H161V130H159ZM174 131H176V130H174ZM227 131H228V130H227ZM6 132H7V131H6ZM6 132H5V133H6ZM154 132H155V131H154ZM164 132H166V131H164ZM176 132H177V131H176ZM218 132H216V133H218ZM225 132H226V133H225ZM5 133H4V134H5ZM10 133H11V132H10ZM51 133H52V132H51ZM114 133H115V134H114ZM116 133H117V134H116ZM127 133H128V132H127ZM147 133H148V132H147ZM152 133H153V132H152ZM18 134H19V133H18ZM42 134H43V133H42ZM45 134H47V133H45ZM49 134H50V133H49ZM64 134H62V135H63V139H64V138L66 139L67 135L64 137ZM76 134H77V131H76V133H75V136H76ZM110 134H109L108 137H110ZM165 134H166V133H165ZM165 134H160L159 137H158V136H157V137H158V138H161L162 136L164 137ZM171 134H172V133H171ZM171 134H170V135H171ZM224 134H223V135H224ZM238 134H239V133H238ZM19 135H20V134H19ZM62 135H61V136H62ZM72 135H73V134H72ZM79 135H80V134H79ZM153 135H154V133H153ZM157 135H158V133H157ZM166 135H167V134H166ZM177 135H178V133H177ZM221 135H222V134H221ZM246 135H247V134H246ZM53 136H54V135H53ZM57 136H58V135H57ZM61 136H60V137H61ZM121 136H122V135H121ZM123 136H124V135H123ZM126 136H127V135H126ZM154 136H155V135H154ZM160 136H161V137H160ZM171 136H172V135H171ZM2 137H3V134L0 133V138H2ZM22 137H23V136H22ZM47 137H48V136H47ZM51 137H52V136H51ZM60 137H59V138H60ZM69 137H70V136H69ZM221 137H222V136H221ZM223 137H224V136H223ZM223 137H222V138H223ZM227 137H228V135H227ZM227 137L225 136V138H227ZM6 138H8V137H6ZM74 138H75V137L73 136L72 139H74ZM139 138H140V137H139ZM155 138H156V136H155ZM167 138H168V137H167ZM172 138H173V137H172ZM225 138H224V140H225ZM4 139H5V137H4ZM49 139H50V138H49ZM56 139H57V138H56ZM60 139H61V138H60ZM68 139H69V138H68ZM124 139H125V138H124ZM126 139H127V138H126ZM135 139H137V138H135ZM206 139H208V138L206 137ZM228 139H229V138H228ZM29 140H30V139H29ZM40 140H41V139H40ZM46 140H47V139H46ZM46 140H45V141H46ZM58 140H59V139H58ZM111 140H112V139H111ZM113 140H112V144H113V147H112V148H114V141H113ZM160 140H161V139H160ZM173 140H174V139H173ZM173 140H172V141H173ZM204 140H205V139H204ZM0 141H1V140H0ZM2 141H3V140H2ZM51 141H52V140H51ZM53 141H56V140H53ZM53 141H52V142H53ZM62 141H63V140H62ZM65 141H66V140H65ZM65 141H63V143L68 142V141H66V142H65ZM72 141H73V140H72ZM72 141H70L71 144H72ZM74 141H75V140H74ZM89 141H91V140H89ZM109 141H110V140H109ZM236 141H237V140H236ZM42 142H43V141H42ZM59 142H60V141H58V143H59ZM110 142H111V141H110ZM161 142H162V140H161ZM207 142H208V140H207ZM207 142H206V143H207ZM223 142H224V141H223ZM225 142H228L227 139L225 140ZM234 142H235V141H234ZM3 143H4V141H3ZM7 143H8V142H6V144H7ZM58 143H57V144H58ZM63 143H61V145H62ZM80 143H81V142H80ZM87 143H88V142H87ZM118 143H119V140H118ZM120 143H121V142H120ZM122 143H123V142H122ZM165 143H166V142H165ZM171 143H172V142H171ZM171 143L169 142V144H170L169 146H172ZM212 143H213V142H212ZM212 143H211V144H212ZM8 144H9V143H8ZM39 144H41V143H38V146H39ZM57 144H56V145H57ZM67 144H68V143H66V146H67V147H66L67 149L65 148L66 150H70L71 148H72V149H75V148H78V147H79V145H78L77 147H74V146L70 145V147H71V146H72V147L69 149V148H68L69 145H67ZM83 144H85V141H84ZM166 144H167V143H166ZM166 144H165V146H167ZM173 144H174V143H173ZM175 144H177V143L175 142ZM181 144H183V143H181ZM208 144H209V143H208ZM211 144H210V146H211ZM213 144H214V143H213ZM225 144L227 145V143H225ZM2 145H3V144H1V142H0V147H1ZM42 145H44V144H42ZM59 145H60V143H59ZM109 145H110V144H109ZM197 145L201 146L200 144H198V142H197ZM206 145H207V144H206ZM214 145H215V144H214ZM229 145H230V143H229L227 146H229ZM49 146H50V145H49ZM53 146L55 147L54 144H53ZM232 146H233V145H232ZM35 147H36V146H35ZM45 147H46V146H45ZM54 147H53V148H54ZM59 147H60V146H59ZM59 147H57V148H59ZM73 147H74V148H73ZM110 147H111V146H110ZM172 147H174V146H172ZM176 147H177V146H176ZM176 147H175V148H176ZM179 147H180V146H179ZM184 147H185V145H184ZM186 147H187V146H186ZM206 147H207V146H206ZM208 147H209V146H208ZM212 147H213V146H212ZM214 147H215V146H214ZM214 147H213V148H214ZM229 147H231V146H229ZM229 147H228V148H229ZM2 148H4V146H2ZM2 148H0V151H3V154H5V155H8V154H9V155H10V151H9L8 154H6V152H8V151H6V150H9L8 147H7V149H6V147H5L4 149H2ZM11 148H12V147H11ZM38 148H39V147H38ZM63 148H64V146H63ZM88 148H89V147H88ZM116 148H117V147H116ZM122 148L124 149V146H123ZM175 148H174V149H175ZM228 148H227V149H228ZM32 149H33V148H32ZM36 149H37V148H36ZM54 149H55V148H54ZM59 149H60V148H59ZM91 149H92V148H91ZM114 149H115V148H114ZM114 149H112V150L114 151ZM176 149H177V148H176ZM178 149H179V148H178ZM181 149H182V148H181ZM206 149H207V148H206ZM218 149H219V148H218ZM218 149H217V150H218ZM230 149H232V148H230ZM235 149H237V148H235ZM4 150H5V151H4ZM40 150H41V149H40ZM42 150H43V149H42ZM46 150H47V149H46ZM49 150H51V149H49ZM55 150H56V149H55ZM55 150H54V151H55ZM75 150H78V151H76V152H79V149H75ZM93 150H94V149H93ZM165 150H166V149H165ZM182 150H183V153H185V152H184V149H182ZM208 150H209V149H208ZM211 150H213V152H215L214 149H211ZM241 150L244 151V149H241ZM38 151H39V150H38ZM43 151H44V150H43ZM51 151H53V150H51ZM51 151H50V152H51ZM59 151H60V150H59ZM64 151H65V150H64ZM72 151H74V150H72ZM88 151H89V150H88ZM187 151H188V150H187ZM209 151H210V150H209ZM229 151H231V150H229ZM4 152H5V153H4ZM68 152H69V151H68ZM76 152H74L75 155L77 154ZM90 152H91V151H90ZM107 152H108V150H107ZM160 152H161V151H160ZM160 152H158V153H159L158 155H160ZM210 152H212V151H210ZM210 152H208L207 154L210 155ZM39 153H40V152H39ZM42 153H43V152H42ZM86 153H87V152H86ZM156 153H157V152H156ZM186 153H188V152H186ZM54 154H56V153H54ZM57 154H58V153H57ZM62 154H64V153H62ZM69 154H70V153L65 154V155H66V159L69 157ZM81 154H82V153H81ZM83 154H84V153H83ZM87 154H88V153H87ZM116 154H117V149H116ZM161 154H162V153H161ZM205 154H206V152H205ZM211 154H212V153H211ZM39 155H42V154L40 153ZM52 155H53V154H52ZM52 155H51V156H52ZM58 155H59V154H58ZM58 155H56V156L58 157ZM75 155H74V156H75ZM77 155H78V154H77ZM85 155H86V154H85ZM182 155H183V154H182ZM188 155H190V152H189ZM192 155H193V154L191 153L190 156H192ZM213 155H215V154L213 153ZM34 156H35V153H34ZM56 156H55V157H56ZM61 156H62V155H61ZM61 156H59V157H60V160H61V159L64 160V158H62ZM72 156H73V155H72ZM149 156H150V155H149ZM193 156H194V155H193ZM215 156H216V155H215ZM226 156H227V155H226ZM226 156H225V157H226ZM234 156H235V155H234ZM5 157H6V156H5ZM11 157H14L13 154L10 156V160H11ZM36 157H37V156H36ZM36 157H35V158H36ZM55 157H54V156L51 157V158H53L52 160H54ZM59 157H58L57 159H55V160H58ZM63 157H64V155H63ZM194 157H196V155H195ZM206 157H208V156L206 155ZM211 157H212V156L210 155V158H211ZM229 157H230V156H229ZM8 158H9V156H8ZM45 158H47V156H45ZM70 158H71V157H70ZM75 158H76V157H75ZM158 158H160V157L158 156ZM208 158H209V157H208ZM214 158H215V157H214ZM214 158H213V159H214ZM20 159H21V158H20ZM23 159H24V158H23ZM23 159H21V160L16 159V160H17V161H16V160L13 158L12 160H13L14 162H17V163H18V161H22ZM36 159H37V158H36ZM68 159H69V158H68ZM71 159H72V158H71ZM71 159H70V162H71V163H72V162L74 163L75 161H74V160L71 161ZM77 159H79V158L77 157ZM101 159H102V158H101ZM153 159H154V158H153ZM222 159H223V158H221V160H222ZM12 160H11V161H12ZM33 160H35V159H33ZM37 160H38V159H37ZM43 160H44V161H43ZM48 160H49V162L51 161V160H50V156H49V159H48ZM102 160H103V159H102ZM151 160H152V159H151ZM211 160H212V159H210V161H211ZM231 160H232V159H231ZM13 161H12V162H13ZM26 161H27V160H26ZM41 161H43V162H41L40 164H43L44 162H46L44 158H43ZM104 161H105V160H104ZM113 161H114V160H113ZM201 161H202V160H201ZM223 161H224V160H223ZM23 162H25V161H22V162H19V163H23ZM52 162H54V161H52ZM64 162H67V160L64 161ZM77 162H78V160H77ZM98 162H99V161H98ZM105 162H106V161H105ZM207 162H208V161H207ZM214 162H215V161H214ZM35 163L39 164L38 161L35 162ZM47 163H48V162H47ZM47 163H46V164H47ZM57 163H58V162H57ZM78 163H81V162H78ZM102 163H103V162H102ZM133 163H134V162H133ZM212 163H213V162H212ZM215 163H216V162H215ZM53 164H55V163H53ZM59 164H60V163H59ZM61 164H62V163H61ZM63 164H65V163H63ZM131 164H132V163H131ZM148 164H150V163H148ZM195 164H196V163H195ZM208 164H209V162H208ZM236 164H237V163H236ZM5 165H6V164H5ZM23 165L25 166V163H23ZM23 165H22V166H23ZM33 165H34V163H33ZM49 165H50V164H49ZM75 165H77V164L75 163ZM75 165H74V166H75ZM79 165H80V164H79ZM79 165H77V167H78ZM95 165H96V164H95ZM99 165H100V164H99ZM154 165H155V164H154ZM154 165H152V168H153ZM192 165H193V163H192ZM196 165H197V164H196ZM196 165H195V166H196ZM213 165H214V164H213ZM225 165H226V162H225ZM17 166H18V165H17ZM20 166H21V165H19L18 167H20ZM26 166H27V165H26ZM29 166H31V165H29ZM58 166H59V165H58ZM62 166L64 167V166H66V165H62ZM81 166H82V163H81ZM93 166H94V165H93ZM145 166H146V165H145ZM202 166H203V165H202ZM208 166H209V165H208ZM40 167H41V169L44 170V172H45V170H46V172L49 170V169H47L48 167H45V166H44V164H43V167H45L46 169L43 168L42 165H41ZM49 167H50V166H49ZM60 167H61V166H60ZM75 167H76V166H75ZM95 167H96V166H95ZM205 167H206V166H205ZM211 167H212V166H211ZM241 167H242V166H241ZM22 168H23V167H22ZM65 168H66V167H64V169H65ZM68 168H70V167H68ZM68 168H67L66 170H70V169H68ZM78 168H79V167H78ZM78 168H77V169H78ZM91 168H92V167H91ZM91 168H90V169H91ZM193 168H194V167H193ZM201 168H202V167H201ZM242 168H243V167H242ZM50 169H51V168H50ZM77 169H73V170H77ZM87 169H88V168H87ZM87 169H84V170H86V171H89V170H90V169H89V170H87ZM144 169H145V168H144ZM149 169H150V168H149ZM71 170H72V169H71ZM78 170H79V169H78ZM84 170H83V171H84ZM97 170H98V169H97ZM154 170H155V169H154ZM154 170H153V171H154ZM212 170H213V169H212ZM51 171L53 172L52 169H51ZM51 171L49 170V173H48V172H47V173L50 174ZM59 171H60V170H59ZM62 171H63V170H62ZM92 171H94V169H92ZM92 171H91V172H92ZM140 171H141V170H140ZM143 171H144V170H143ZM150 171H151V170H150ZM214 171H216V170H214ZM44 172H43V173H44ZM65 172H66V171H65ZM77 172H78V171H77ZM77 172H75L76 175L78 174ZM95 172H96V169H95ZM155 172H156V171H155ZM216 172H218V171H216ZM216 172H215V173H216ZM43 173H42V174H43ZM47 173H46V174H47ZM81 173H82V172H80L79 175H77V176H80ZM86 173H87V172H86ZM97 173H98V172H97ZM142 173H143V172H142ZM160 173H161V172H160ZM160 173H158V175H159ZM163 173H164V172H163ZM215 173H214V174H215ZM13 174H14V173H13ZM42 174H41V175H42ZM147 174H148V173H146V175H147ZM149 174H151V173L149 172ZM156 174H157V173H156ZM204 174H205V173H204ZM211 174H212V173H211ZM211 174H210V175H211ZM43 175L46 176L45 173H44ZM151 175H152V174H151ZM151 175H150V176H151ZM158 175H157V176H158ZM161 175H162V173L159 175V176H160V179H162ZM60 176H63V175H60V174H59V177H60ZM68 176H70V175H66V177H68ZM81 176H82V175H81ZM87 176H90V175L87 174ZM139 176H140V175H139ZM142 176H143V175H142ZM152 176H154V175H152ZM162 176H163V175H162ZM185 176H186V175H185ZM12 177H13V176H12ZM41 177H42V176H41ZM64 177H65V176H63V177H61V178L64 179ZM66 177H65V178H66ZM145 177H146V176H145ZM154 177H155V176H154ZM174 177H175V175H174ZM183 177H184V176H183ZM209 177H210V176H209ZM45 178H47V177H45ZM45 178H43V179H45ZM48 178H50V177H48ZM48 178H47V181H48ZM54 178H55V176H54ZM61 178H60V179H61ZM73 178H74V179H73ZM88 178H89V177H88ZM143 178H144V176H143ZM143 178H142V179H143ZM146 178H147V177H146ZM146 178H145V179H146ZM210 178H211V177H210ZM57 179H58V178H57ZM60 179H59V180H60ZM70 179H71V177H70ZM70 179H69L70 182H71L72 179H73L72 181H75V180H76V178H75L74 176L72 177L71 180H70ZM77 179H78V180H76V181H79V177H78ZM139 179H140V178H139ZM145 179H143V180H145ZM147 179H148V178H147ZM156 179H157V178H156ZM22 180H23V179H22ZM22 180H21V181H22ZM45 180H46V179H45ZM64 180H65V179H64ZM67 180H68V178H67ZM67 180H66V181H67ZM80 180H81V179H80ZM143 180H142V181H143ZM150 180H151V179H150ZM210 180H211V179H210ZM6 181H7V180H6ZM19 181H20V180H19ZM47 181H46V182H47ZM76 181H75V182H76ZM145 181H146V180H145ZM162 181H165V179L162 180ZM193 181H194V180H193ZM7 182H8V181H7ZM10 182H11V181H10ZM12 182H14V181H12ZM12 182H11V183H12ZM61 182H62V179H61ZM64 182H65V181H64ZM80 182H82V183H83V182H86V184H87L88 181H85V180L83 181V179H82V181H80ZM80 182H79V183H80ZM135 182H136V181H135ZM8 183H9V182H8ZM23 183L27 184V182H25V181H24ZM23 183L20 185L18 182H15L14 184L12 183V185H14V186H12L11 184H8V185H9V187H10V185H11L12 188H13V187L16 188V189H14V190H18L17 188H20V189H21V188L23 187L22 185H25V184H23ZM48 183H49V182H48ZM73 183H74V182H73ZM73 183H72V184H73ZM88 183H89V182H88ZM172 183H173V181H172ZM208 183H209V182H208ZM211 183H212V182H211ZM2 184L4 185L5 183L3 182ZM6 184H7V183H6ZM15 184H18V185H15ZM30 184H31V183H30ZM46 184H47V183H45L44 185H46ZM63 184H64V183H63ZM76 184H77V183H76ZM170 184H171V183H170ZM170 184L168 183V185H170ZM8 185H5V186H4V187H6V189H4L3 186L0 187L1 190H2V188L4 189V191L6 190L5 192L2 190L4 193H6V192L10 189L9 187H7ZM19 185H20V186H19ZM49 185H50V184H48V186H49ZM54 185H55V184H54ZM56 185H57V184H56ZM67 185H69V182H68ZM70 185H71V184H70ZM211 185H212V184H210V186H211ZM17 186H18V187H17ZM51 186H52V185H51ZM51 186H50V187H51ZM72 186H73V185H72ZM58 187H61V186L58 185ZM64 187H65V186H64ZM70 187H71V186H70ZM82 187H83V186H82ZM87 187H88V186H87ZM26 188H27V190H26ZM26 188H25V186H24L22 189H25V190H26L27 192H29V194H30V191L28 190V188L30 189V187H29V186L27 187V185H26ZM53 188H54V187H53ZM62 188H63V186H62ZM90 188H92V187H90ZM22 189H21V190H22ZM33 189H34V187H33ZM33 189H32V190H33ZM56 189H57V188H55V190L52 189L50 192H51V193H52L53 191L55 192ZM67 189H68V188H67ZM92 189H93V188H92ZM109 189H110V188H109ZM127 189H128V188H127ZM127 189H126V190H127ZM241 189H242V188H241ZM32 190H31V191H32ZM58 190H59V189H58ZM72 190H73V189H72ZM76 190H77V189H76ZM110 190H111V189H110ZM23 191H24V190H23ZM26 191H25V195H26ZM60 191H61V190H60ZM60 191H59L60 195H58L57 197H55V200H54V207H55L54 209H55V211H56L58 214H60V215H61L62 217H64V218H70L69 220L72 221V220H74V219L76 220V219H77V218H76L77 215L81 214L82 211H83V213H84L85 208H86V213H88V212H91L89 209H91V208L93 207V208H92V209H93V213H90L89 215L91 216V218H93V217L95 216V217L93 218V220H95L96 217H97V218H96L95 221H93L94 223H93V224L91 223V224H92L93 227H95V228H96V227H97V228L100 227V225L102 224L101 222H103L102 219H104V217H103V214H102V215H101L102 218L99 217V218H101V219H100L101 222H99V220H98V215H97L98 212L96 211L97 213L95 214V211H94V209L97 210L96 206H95L94 204H93V205H94L95 207H94V206H91V204H90V203H91L90 200H89L88 198H86V197H87V194H89V193H91V192H89V193H85V192H83V193H82V195H85V194H86V195L84 196L86 202H84V200H83L82 197H81V198H82L83 201H82L81 199L79 200L78 198H77V199H78L79 201H78V200H75V199H74L75 196H74V197H70V199L73 198V200H75L74 202H73V200H71L72 202L70 201V203H73V208H72L71 206H69V205H71V204L67 203V201L65 200L64 195H63V194H64L63 191H62V192H60ZM65 191H66V190L64 189V192H65ZM80 191H81V190H80ZM82 191H84V190H82ZM91 191H92V190H91ZM112 191H113V190H112ZM41 192H42V191H41ZM68 192H69V191H68ZM68 192H67V193H68ZM72 192H73V191H72ZM75 192H76V193H75V195H76V194L78 193V190L75 191ZM86 192H87V191H86ZM97 192H98V191H97ZM123 192H124V191H123ZM145 192H146V191H145ZM169 192H170V191H169ZM194 192H195V191H194ZM4 193H3V194H4ZM57 193H58V192H57ZM69 193H70V192H69ZM80 193H81V192H80ZM84 193H85V194H84ZM92 193H93V192H92ZM114 193H115V191H114ZM114 193H113V194H114ZM121 193H122V192H121ZM149 193H150V192H149ZM170 193H171V192H170ZM241 193H242V192H241ZM241 193L239 192L238 196H239ZM27 194H28V193H27ZM40 194H41V193H40ZM47 194H48V193H47ZM52 194H53V193H52ZM117 194H118V193H117ZM117 194L115 193L114 195L117 196ZM125 194H126V193H125ZM192 194H193V193H192ZM225 194H226V193H225ZM244 194H245V193H244ZM244 194H241L239 197L236 196V195H234L236 198L238 197L239 199H238V198L235 199V200H237V203H235V204H236V207H234V208H236V210L233 211V212H235L234 214H231V215H234V217H235V219H234V221H235V223H236L235 225H237V223H238V225L235 226V227H237V228H239V229H240V228H242V229L244 228L243 225H239V224H240L239 222H240V218L243 216L242 214H244V213L246 212V208L248 207L247 205H246V207H245V204H247V202H248L250 199L253 200V198H250V199L247 201L246 194H245V195H244ZM4 195H5V194H4ZM50 195H51V194H50ZM65 195H66V194H65ZM78 195H79V194H77V196H78ZM82 195H81V196H82ZM98 195H99V194H98ZM149 195H150V194H149ZM160 195L163 196L162 194H160ZM160 195H159V197L156 196V198H155V196H153V194H151L150 197H151V196H153V197H152V199L150 200V201H151L150 203H153L154 206L162 205V203L164 202V201H163L164 199L162 200L163 202L161 201L162 203H160V202L158 201L159 198H161ZM175 195H176V194H175ZM48 196H49V195H48ZM48 196H47V197H48ZM91 196H92V195H91ZM96 196H97V195H96ZM118 196H119V195H118ZM172 196H173V195H172ZM247 196H248V195H247ZM29 197H30V195H29ZM66 197H67V196H66ZM88 197L90 198V196H88ZM105 197H106V195H105ZM110 197H112V196H110ZM110 197H109V198H110ZM124 197H125V196H124ZM39 198H40V197H39ZM42 198H43V197H42ZM45 198H46V197H45ZM52 198H53V197H52ZM79 198H80V197H79ZM92 198H95V197H91L90 199H92ZM101 198H102V197H101ZM109 198H105V203H107L106 201H107V199H109ZM147 198H148V197H147ZM168 198H169V197H168ZM231 198H232V197H231ZM248 198H249V196H248ZM27 199H28V197H27ZM32 199H33V198H32ZM68 199H69V198H68ZM98 199H99V198H98ZM149 199H150V198H149ZM161 199H162V198H161ZM166 199H167V198H166ZM29 200H30V198H29ZM176 200H177V199H176ZM235 200H234V201H235ZM251 200H250V201H251ZM255 200H256V199H255ZM255 200H254V201H255ZM80 201H81V204L78 203V202H80ZM91 201H92V200H91ZM94 201H95V200H94ZM100 201H101V200H100ZM165 201L167 202V200H165ZM174 201H175V200H174ZM184 201L186 202V199H185ZM184 201H183V202H184ZM27 202H29V201L27 200ZM37 202H38V201H37ZM102 202H104L103 199H102ZM148 202H149V201H148ZM166 202H164V203H165V206H164V207H167L171 201L168 203L167 206H166ZM175 202H176V201H175ZM175 202H174V203H175ZM183 202H182V203H183ZM185 202H184V204H185ZM235 202H236V201H235ZM30 203H31V202H30ZM39 203H40V202H39ZM82 203H83V204H82ZM92 203H93V202H92ZM94 203H95V202H94ZM98 203H99V202H98ZM159 203H160V204H159ZM164 203H163V205H164ZM179 203H180V201H179ZM24 204H25V203H24ZM103 204H104V203H103ZM153 204H151V205H153ZM170 204H171V203H170ZM25 205L28 206V208H30L28 203H26ZM74 205H75V208H74ZM96 205H97V204H96ZM100 205H102V203H101ZM163 205H162V206H163ZM176 205H178V202H177ZM186 205H187V204H185V205L183 206V208L180 207L179 209H184ZM26 206H25V207H26ZM97 206H98V205H97ZM104 206H105V205H104ZM147 206H148V203H147ZM162 206H159V208H161ZM172 206H173V205H171V208H172ZM243 206H244L245 209L243 208ZM19 207H20V206H19ZM19 207H18V208H19ZM83 207H84V208H83ZM89 207H90V208H89ZM100 207H101V206H100ZM100 207H98L99 210L102 209V208L100 209ZM105 207H106V206H105ZM114 207H115V206H114ZM148 207H149V206H148ZM148 207H147V208H148ZM78 208H79V209H78ZM81 208H82L83 210H80ZM140 208H141V207H140ZM150 208H151V207H150ZM152 208H153V207H152ZM157 208H158V207H157ZM171 208H170V209H171ZM173 208H174V207H173ZM186 208H187L186 211H185V209H184V211H185V213H186V214H184L185 217H187L188 214L191 213V211H188L189 208H188L187 206H186ZM25 209H26V210H25ZM25 209H22V210H23V213L26 212V211H28V210H27V207H26ZM108 209H109V207H108ZM111 209H112V208H111ZM143 209H145V207H144ZM161 209H162V208H161ZM161 209H160V210H161ZM164 209H165V208H164ZM175 209H176V208H175ZM175 209H174V210H175ZM247 209H248V208H247ZM24 210H25V211H24ZM29 210H30V209H29ZM35 210H36V209H35ZM73 210H76V211H77V215L75 214V211H73ZM145 210H146V209H145ZM145 210H143V211H145ZM147 210H148V209H147ZM160 210H158V211H160ZM191 210H192V209H191ZM6 211L8 212L7 209H6ZM17 211H18V210H17ZM19 211H20V210H19ZM101 211H102V210H101ZM109 211H110V210H109ZM143 211H142V212H143ZM151 211H152V209H151ZM151 211H150V212H151ZM163 211H164V210H163ZM163 211H162V212H163ZM167 211H168V210H167ZM171 211H173V210L171 209ZM184 211H182V212L184 213ZM187 211H188V213H187ZM230 211H231V210H230ZM7 212H3L4 214H2V216L5 215ZM9 212H10V211H9ZM9 212H8V213H9ZM78 212H79V214H78ZM142 212H141V213H142ZM177 212H178V207H177ZM177 212L175 213L176 216L178 215ZM16 213H18V214L20 215V212H16V211H15V214H13L12 212H11L10 214H11V215L13 214V215L15 216ZM34 213H35V211H34ZM34 213H33V215H34ZM83 213H82V215H83ZM100 213H101V212H100ZM107 213H108V212H107ZM110 213H113V212L110 211ZM141 213H140V214H141ZM164 213H165V212H164ZM164 213H163V214H164ZM170 213H171V217H170V216H169V217L172 218V220H173L176 216L173 217V216H172L173 213H172V212H169V214H170ZM230 213H231V212H230ZM246 213H247V212H246ZM18 214H17L16 216H18ZM25 214H28V212L25 213ZM72 214H75L76 217L73 216ZM93 214H95V215L93 216ZM104 214H105V213H104ZM145 214H146V212H143V213L141 214L142 217L145 216ZM150 214H151V213H150ZM161 214H162V213H161ZM180 214H181V213H180ZM192 214H193V212H192ZM194 214H197V213L194 212ZM6 215H7V214H6ZM13 215H12V216H13ZM30 215H31V214H30ZM82 215H81V217H82ZM96 215H97V216H96ZM146 215H147V214H146ZM151 215H152V214H151ZM151 215H150V216H151ZM181 215H182V214H181ZM184 215H183V217H184ZM198 215H199V213L197 214V216H198ZM231 215H230V216H231ZM2 216H1V217H2ZM7 216H8V215H7ZM25 216H26V215H25ZM34 216H35V215H34ZM72 216H73L74 218H73ZM79 216H80V215H79ZM79 216H78V217H79ZM87 216H88V215H87ZM154 216H155V215H154ZM154 216H152V217H154ZM190 216H191V215H190ZM201 216H202V215H201ZM81 217H80V218H81ZM111 217H112V216H111ZM146 217H148V216H146ZM146 217H145V218H146ZM157 217H158V216H157ZM177 217H178V219H177ZM177 217L175 218V219H177L176 222H178V223L180 222V224H181V223L187 221L186 223H188L190 226H192V225L189 223V222H190V219H186V221H183V217H182V216H181L182 218H179V215H178ZM192 217H194V216H192ZM192 217H191V218H192ZM203 217H204V216H203ZM17 218H18V217H17ZM31 218H32V217H31ZM34 218H35V217H34ZM34 218H32V219H34ZM39 218H40V217H39ZM71 218H72V219H71ZM80 218H79V219H80ZM159 218H160V220H161V217H158V218H155V219H158V220H159ZM14 219H15V218H14ZM35 219H36V221H34ZM35 219L33 220V221H34L33 223H36V222H37V215H36V218H35ZM79 219L76 220V221H74V223H70V225H71V226L74 225L73 227L75 228V224L77 225V223H75V222H78ZM140 219H141V218H140ZM140 219L138 220L139 222L141 221ZM148 219H149V220H148ZM148 219H145V221L142 220V222H143L144 224H146V223L149 224V222H146V220L151 221V219H150L149 217H148ZM155 219L153 218V220H155ZM162 219H163V218H162ZM229 219H230V218H229ZM4 220H5V219H4ZM11 220H13V219H11ZM11 220H10V218H9V221H10V222H11ZM24 220H25V219H24ZM29 220H30V219H29ZM40 220H41V218H40ZM44 220H45V219H44ZM44 220H43V221H44ZM160 220H159V222H161ZM165 220H166V223H167V219H165ZM172 220H170V221H172ZM178 220H180V221H178ZM184 220H185V219H184ZM14 221H15V220H14ZM31 221H32V220H31ZM31 221H30V223L32 224ZM43 221H42V222H43ZM91 221H92V219H91ZM96 221H98V222H97L98 224L96 223ZM163 221H164V220H163ZM170 221H169V222H170ZM174 221H175V220H174ZM188 221H189V222H188ZM202 221H204V220H202ZM231 221H233V218H232ZM12 222H13V221H12ZM15 222H17V221H15ZM25 222H26V221H25ZM46 222H48V220H47ZM52 222H53V221H52ZM55 222H56V221H55ZM69 222H70V221H68V223H69ZM72 222H73V221H72ZM139 222H138V224H139ZM145 222H146V223H145ZM152 222H154V221H151V223H152ZM159 222H156V220H155V222H154L155 225L152 223V224H153L152 227L155 226L154 228H160L161 226H160V225L158 226V224H160ZM169 222H168V223H169ZM48 223H49V222H48ZM48 223H47V224H48ZM99 223H101V224L99 225ZM151 223H150V224H151ZM161 223H162V222H161ZM168 223H167V224H168ZM178 223H176V224H178ZM193 223H194V225H195L196 222H193ZM193 223H192V224H193ZM202 223H203V222H202ZM4 224H5V221H4ZM41 224H42V223H41ZM59 224H60V222H59ZM63 224H64V223H63ZM65 224H66V223H65ZM65 224H64V225H65ZM164 224H165V223H164ZM164 224H162V225L166 227V225H164ZM180 224H178V227H180ZM183 224H185V223H183ZM188 224H185L186 227L189 226ZM6 225H7V224H6ZM9 225H10V224H9ZM32 225L34 226L35 224H32ZM37 225H38V223H37L35 226H37ZM49 225H50V224H49ZM61 225H62V224H61ZM61 225H59V226H61ZM96 225H97V226H96ZM98 225H99V226H98ZM135 225H137V224L135 223ZM172 225H174V224H172ZM172 225H171V227H172ZM214 225H215V224H214ZM217 225H218V224H217ZM1 226H3V225H1ZM7 226H8V225H7ZM7 226H4V227H7ZM11 226H12V225H10L9 227H11ZM16 226H17V225H16ZM52 226H53V225H52ZM65 226H66V225H65ZM71 226H70V227H71ZM127 226H128V225H127ZM137 226L140 227V225H137ZM141 226H142V225H141ZM168 226H170V225H168ZM181 226H183V225L181 224ZM205 226H206V225H205ZM54 227H55V226H54ZM57 227H58V226H57ZM63 227H64V226H63ZM70 227H69V228H70ZM73 227H71V228H73ZM91 227H92V226H91ZM134 227H135V226H134ZM148 227H149V225H148ZM186 227H185V228H186ZM209 227H210V226H209ZM214 227H215V226H214ZM218 227H219V226H218ZM245 227H246V226H245ZM2 228H3V227H2ZM19 228H20V227H19ZM24 228H25V227H24ZM31 228H32V227H31ZM33 228H34V227H33ZM36 228H38V227H36ZM100 228H102V227H100ZM145 228H146V227H145ZM162 228H164V227H162ZM181 228H183V227H181ZM187 228H188V227H187ZM207 228H208V227H207ZM212 228H213V227H212ZM212 228H211V229H212ZM221 228H222V227H221ZM225 228H226V227H225ZM237 228H236V229H237ZM191 229H192V228H191ZM213 229H214V228H213ZM215 229H216V227H215ZM222 229H223V228H222ZM239 229H238V230H239ZM240 230H241V229H240ZM157 231H158V230H157ZM99 235H100V232H99ZM102 235H103V234H102ZM104 236H105V235H104ZM106 236H108V235H106ZM187 239H189V237H188ZM187 239H186V240H187ZM191 241H193V240H191ZM197 242H198V241H197ZM187 243H188V241H187ZM187 243H186V244H187ZM189 243H190V242H189ZM10 244H11V243H10ZM10 244H8V245L10 246ZM198 244H199V243H198ZM187 245H188V244H187ZM199 246H200V244H199ZM201 246L204 247L203 244H202ZM201 246H200V248L202 249L203 247H201ZM12 247H13V246H12ZM12 247H11V248H12ZM205 247H206V246H205ZM9 248H10V247H9ZM11 248H10V249H11ZM175 248H176V247H175ZM200 248H199V249H200ZM10 249H9V251H11ZM173 249H174V248H173ZM201 249H200V250H201ZM210 249H211V248H209V250H210ZM220 249H221V248H220ZM222 249H223V248H222ZM126 250H127V249H126ZM153 250H155V249H153ZM202 250H203V249H202ZM204 250H205V248H204ZM211 250H213V249H211ZM215 250L217 251L218 249H215ZM223 250H224V249H223ZM14 251H15V250H14ZM182 251H183V249H182ZM132 252H134V250H133ZM174 252H175V250H174ZM180 252H181V250H180ZM208 252H209V251H208ZM213 252H214V251H213ZM217 252H218V251H217ZM16 253H17V252H16ZM209 253H210V252H209ZM18 254H19V253H18ZM180 254H181V253H180ZM185 254H186V253H185ZM116 255H117V254H116ZM182 255H184V254H182ZM185 256H186V255H185ZM183 257H184V256H183ZM90 258H91V257H90ZM116 258H117V257H116ZM165 258H166V257H165ZM186 258H187V257H185V260L188 259V258H187V259H186ZM161 259H163V258H161ZM166 259H167V258H166ZM76 260H77V259H76ZM76 260H75V261H76ZM78 260H79V259H78ZM84 260H86V259H84ZM114 260H115V258H114ZM179 260H180V259H179ZM185 260H184V261H185ZM31 261H32V260H31ZM58 261H60V260H58ZM93 261H94V260H93ZM123 261H124V260H123V258H122V262H123ZM174 261H175V260H174ZM227 261H228V260H227ZM76 262H77V261H76ZM78 262H79V261H78ZM84 262H85V261H84ZM125 262H126V261H125ZM125 262H124V263H125ZM129 262H130V259H129V261H128V264H130ZM144 262H146V261H144ZM151 262H152V260L150 261V263H151ZM162 262H163V260H162ZM167 262H168V261H167ZM177 262H178V261H177ZM186 262L188 263V261H186ZM186 262H185V264H186ZM57 263H58V262H57ZM59 263H60V262H59ZM126 263H127V262H126ZM147 263H148V262H147ZM150 263H149V264H150ZM153 263H154V262H153ZM175 263H176V262H175ZM175 263H174V264H175ZM100 264H101V263H100ZM131 264H132V263H131ZM145 264H146V263H145ZM154 264H155V263H154ZM182 264H184V263H182Z\"/></svg>",
  "mask_w": 264,
  "mask_h": 264
}]
</instances>
